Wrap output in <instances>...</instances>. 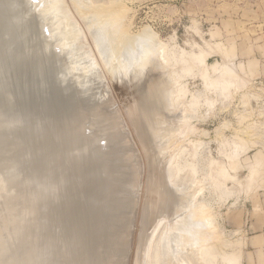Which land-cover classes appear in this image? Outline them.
<instances>
[{"label": "rangeland", "instance_id": "obj_1", "mask_svg": "<svg viewBox=\"0 0 264 264\" xmlns=\"http://www.w3.org/2000/svg\"><path fill=\"white\" fill-rule=\"evenodd\" d=\"M31 1L33 2V4L31 3ZM49 1L48 0H45V1L44 0H27V1L26 0H0V42H1L0 43V53H1L0 54V62L3 61L0 64V65H2V66H0L1 67L0 68V74L2 73V71H3V73L6 72L3 76H2L3 73L0 75V82H2V85L4 82H7L8 87H10L8 85V82H10L12 84L17 83L16 85H13V86H15V88L17 87V89L14 88L12 90L11 88H13V87H10L11 90H9V93H11L10 91H12V92L14 90L17 91V93H15V94H17L15 97L18 99V102L20 101V99H23V100H26V101H24L25 104L27 101H29V99L33 95H35L34 94L35 91H33V93L31 92L32 95H29V92H30L29 90L32 91V89H30V88L34 89V87H35L34 83L38 84V81H39L37 76L41 75V74L36 75L33 71H35L36 73H44V71H45L44 74H46V75L48 74L46 82H47V80H49V78H50V80L46 84L44 83V81H45L44 79L41 80L42 82H40V83H42V84L44 83L43 85H40L42 87L44 85L46 87L47 84H48L47 86H49V84L52 83L51 81H53V82L55 81V82H57V84H59L61 82L60 84L63 87H60L59 85L55 84V82H54V84L52 83L53 84L52 87L54 85L57 87L58 86L60 87V88L58 87L59 89H57V87H55V86L54 87L56 89H54V87H53L54 95H56L58 91H60V94H62V92L65 91V89H68L70 86H72V84H76L78 86V88L76 85H73V87L74 86L75 87L74 88L71 87V88H72L73 92H76V93L72 92V94L75 95V96L74 95L73 96L76 97V101H78V99H79V103L76 102L75 100H71L72 95L70 96L71 98L66 96V94L68 95L71 91H69L67 93H66V91L64 92V93H66L64 98L68 97L71 101H73V103L71 105L72 107H73V105L75 106L77 103H78L77 104L78 106L76 105V108L79 107V105H82V104L85 105L86 104L84 102L88 99V98H86L87 95L85 97V100H83V98H84L83 96L89 90L87 88L91 86L90 83H92V82L93 83L95 82L94 84L98 83L97 86L99 85V87H98L99 89L97 88V86L95 87L94 84H92L93 86H91V88L93 87L92 89L95 90V92L99 91L96 94L100 93L101 96L96 95V96L100 97V98H98L95 95H92V93H91L93 91L92 89H90L88 91L92 95V97L93 96L94 97H93V100H91V101L87 100V102H89V105L87 106V104H86V106L88 107V108L86 107L87 108L86 110H85V107L82 106V107H84L85 111L80 110L81 114L85 113L84 117H83L85 120L84 121L83 118L80 117L82 115H80L79 111L77 112V109H74L75 107L73 109L71 107V108H68L66 110V109L62 108V107H64V105H62V107L60 105V108H62L63 110H66L65 111L66 113L62 110H60L62 112L58 111V109H56V108H58L59 106H56L57 104L54 105V103H56V102L58 103V101L61 102L62 98L59 99L60 94L59 95L57 94L55 96V98L56 97L58 98V101H57V98L56 99L54 98V102H53L52 101L53 99L50 100L53 97V91L51 92L52 87H50V86H49V88L47 87L50 90L49 91L44 90L45 93H43V90H42V92L40 91L41 87H39V84H40L39 83L37 85L38 87H35L36 92L38 91V88H39V92L41 93L39 95H41V98L44 95L46 96V97L44 96L43 99H45V101L44 100L43 101L46 102V100L48 99L50 101L49 105H51V107L48 105V103H47L48 101L46 103L43 102L44 103L43 106L44 105L45 106H44V110L43 109L42 110L45 111V107L47 108V110H48V107L50 109L52 108L50 112H52L53 114L51 113V115H48V114H50V112H48V114H47V113H44L43 111L41 114L40 108L43 106H41L38 109V107L40 105H38L37 108L34 107V108L30 109L29 107L30 106L32 107L34 104L36 106V103L34 102V104H32L33 102L30 103V101H29L28 103H30L32 105L26 104V106L30 105L28 107L30 111L28 109H25V110H27L28 114H29L32 111V109H34L37 112V115H36V112L34 113V115L37 118V120L35 118V120L37 122H33V121H35L34 119H32V118H34V116L31 118L30 117L31 113H30L29 117H27V118H29L31 121L29 120L30 123L28 122V125H26L27 122H25L26 124H24V126L26 125L25 128H27L28 126L30 127L29 124H31L32 122L35 123L34 124L35 126L31 124L32 128L28 127V130L29 129H31V130H29V131L27 130V133H26L25 132L26 129H24V126L22 125L23 121H25L23 119L25 116L23 115L24 117H22L21 113H20V115H18V112L16 113V110H19L21 107H22V109H24L25 106L23 104H21L23 106H21L19 108L20 102L22 103L23 100L20 101L17 105L19 109H17L16 107H15L16 108L15 109L14 106L16 104H14V106H10L11 104H9V102H11V100H13V98H14L15 94L12 95L14 92L12 94L8 93L9 95H12V97H13V98L12 97L10 98V97H7L8 95H6V92H8L6 88H8V87L6 86V88L5 87L1 88L0 92H2L3 96H1V93H0V116H3V117H0V118H2L3 120L2 119L0 120V122H1L0 124H2L3 122H7V123L9 122L10 126H12V127H10L8 125L9 123L8 124L6 123L8 125V127L5 126L4 123L2 124V126H0V127H3V125H4V127H6V129H7V130L6 129L3 130L2 128L0 129L1 130L0 136L2 135L1 140L4 141V138L9 139V137H10V140L6 139V141L7 140L11 141L12 139H14L15 138L14 134H16V132H15L16 128H18L19 132H18V135L16 134V136H19V135L20 136L18 137V141H17L18 145H17V148L15 150L17 151V150H19V148H21V146L26 141V138H31V140L34 141L33 142L34 146L30 151L24 152L25 154L24 153L21 154V157H22V158L20 157L21 162L23 161L20 164L21 166H19L18 163H17V165L16 164L13 165L14 167L16 166L18 168L16 175L14 174L15 171L10 173L11 171H13V169H8V171H7V169H5V171H6L5 172L4 169L1 167L0 178H4V180H2V179L0 180V183H1L0 184V207H2V204L4 201L9 200L8 199L9 197H14V195L12 193L16 192V190H20V189L25 190V189H31V188L36 189L37 188L36 182L38 180L40 182H43L42 184H44V190L39 197L42 205L44 203L43 207H41L42 218L40 217L39 220H35V222L34 221L32 222L33 227H32V229H30L31 235H32L31 236V242H35L38 240L40 241V239H41L43 244L39 248V244L37 243L38 244L37 249L43 248L44 256L53 260V262H52L53 264H56V263L57 264H63L64 259L68 262H70V260H71V264H76L78 261H79V263L84 262L83 260H85V261L87 260V262H89V264H97V259H98L97 255H99V254L102 255L103 257L105 256V254H107V256L110 257V259L108 257V261L104 260L105 262L107 261V264H109V261H111V260L113 261L114 264H124L125 261H127V262H125V264H141V263L144 264L145 263L144 261H147L146 259H148L149 264H162L165 261L168 264L170 262H172L170 264H184L183 262H185L186 264H188V263L189 264H227L221 259V255L223 253H230V252L234 253V254L236 253V255L240 258L239 254H238L239 253L238 252L239 244L237 243V240H236L237 235L235 234V229L237 227H239L242 223H244L246 218H249L250 216L255 217L258 214H260V211H257V209L260 208V207H258V198L262 199V197L258 196V190L257 189L264 185V180L258 179V176L264 175V147L262 148L261 145L259 146L256 142L258 139L264 137V131H263V127H264V87H262L261 83H259L260 80H257L255 82L252 79V77L248 74V72L245 71V67L242 66V64L239 65L238 59L240 57L238 58V55L236 54V50H238V54L242 55V56H247V55L252 56L255 54L256 56L264 57V0H56V1L51 0L50 2ZM44 2H45V4H44ZM75 2H76V5H75ZM36 3H37V7H36ZM51 3H52V6H51ZM26 4H27V6H26ZM46 4H48L49 8H50V6H51V8L52 7H55V8L49 9L48 6H46ZM18 6L19 7L21 6V8H19ZM47 8L49 10H51V13L53 14V16H55V14H56L55 19L53 16H52V18H50V20L45 18L48 15L47 11L49 12V10ZM23 9H25V11ZM36 9H37V11H36ZM33 12L35 15L32 14ZM40 12H42V13L40 14ZM22 13L24 14V16H22L23 15ZM100 13H101V15H100ZM42 15H43V17H42ZM56 17H57V19H56ZM42 18H43V20H42ZM52 19H53V22H52ZM68 19L70 20V22L68 21ZM38 21L39 22L41 21L40 25H38V23H36ZM103 21L107 22L106 31L109 32V35H111L112 40H113L114 35H115V40L112 41L114 44L112 42L109 44L107 39L104 38V36L101 35L99 33L100 31L97 29L99 27V25L97 23L103 22ZM23 22H25V24ZM42 22H43V24H42ZM50 22L52 24H50ZM70 23H71V25H70ZM35 24L37 25V27ZM56 24L58 25V27L56 26ZM21 26L23 27V29ZM40 26H41V28H38ZM72 27H73V30H72ZM74 27H76V28H74ZM34 28L36 29L35 32L33 31ZM18 29H20V30H18ZM37 29L40 30V33H39V30L37 32ZM59 29H60V33H59ZM65 29H66V31H65ZM144 30H148V31L153 33V36L156 37V38L155 37L154 38L158 42H160V44H162V46H160L159 48H163L161 50L163 53L161 51H156L158 53V55H156L155 52L150 53V55L152 57H151V60L148 61V59H150V56L149 57L147 56L148 57L146 59L147 61L145 60V65L143 67V69L144 68L145 69L144 70L141 69V71H142L141 73H139L138 75H136L134 77H131L132 74L130 72L133 71L132 69L133 68L135 69L138 67L137 63L134 59V58H136L137 53H134V54L131 53L130 54L129 52H127L124 49V45H125V43H127L129 41L131 43H134V41H136V43H137L138 40L132 39V37L134 38V37L142 34V32H144ZM114 31H115V33H114ZM62 32H64V33L61 34ZM35 33L37 35H35ZM48 34L50 35V38H49ZM30 35H31V37L29 38ZM45 35H48V36H45ZM56 35H57V38L55 39ZM63 35L65 36L66 40L62 38ZM74 35H75V37H73ZM12 37H13V39H12ZM41 37H43V38L41 39ZM53 37L55 39L54 42L56 44H53ZM101 37L104 39H102ZM28 38H29V40H28ZM32 38H34L33 40H35V41H33ZM70 38H71V40H70ZM24 41H26V42H24ZM47 41L48 42L52 41L49 43L50 46L47 48L50 51V54H48L49 51L45 49L44 53L47 52L46 53L47 57L43 55V59H44L43 60L42 58H39L38 54L36 55V53L39 52V47H41L40 45L47 43ZM37 42H38V44H37ZM57 42L59 45H57ZM102 42H104V43H102ZM120 42L124 43V45L120 46L121 45ZM62 43L69 44L71 49H73V50H70V53L72 52V54H75V56L69 55L70 54L69 52H68V54H67V52L66 53L61 52L62 51L61 47L63 45ZM94 43H95L96 48L94 46ZM16 45H17V47H16ZM79 45H81V46H79ZM137 45H139V44H137ZM24 46H26V47H24ZM35 46H36V48H34ZM1 47L4 50V52L1 49ZM114 47L117 51L114 49ZM25 48H26V50H25ZM100 48H102V49H100ZM28 49H29V52L30 51L32 52L35 59H33L34 57L31 54V52H30V54L32 56L29 54ZM145 49L148 50L147 48H145ZM74 50H75V52H74ZM92 50H93V52H92ZM111 50H114V53ZM52 52H53V54L55 53L54 56H56L57 59L53 56ZM76 52H79V53H76ZM125 52H127V53H125ZM10 53H12V54H10ZM17 53H18V55H21V56L20 57L16 56ZM61 53L64 57L66 56V58H64V59L67 61V63L71 62L69 60L70 58H71V60L73 58L77 59V54L79 55L78 56L79 59H77L78 62L77 61L75 62L76 59L75 60L73 59L74 62H73V60H72V62L74 64L70 63L71 66L72 65L75 66L73 69L75 71L74 72L72 71L70 75H66V74L64 75V73H66V71H67V63H66V61H64L63 56L62 55L60 56ZM109 53H110V55H109ZM4 54L5 55L10 54L11 60H9V61L6 60V62H5L2 59ZM28 54H29V56H28ZM81 54L83 55V57H81L82 56ZM122 54H123V56H122ZM126 54H128V55H126ZM152 54H154V55H152ZM195 54L200 56V60H198V61L193 60V56H195ZM67 56H68V58H67ZM71 56H73V58ZM27 57L29 58V60H27ZM31 57H32V59H31ZM49 57H51V58H49ZM59 57H61V58H59ZM127 57H128V59H127ZM129 57H131V58H129ZM153 58H154V60H153ZM12 59H13V61H12ZM16 59H18V60L16 61ZM46 59L47 60L51 59V61L49 60L50 61L49 62ZM53 59H54L55 63L53 62ZM87 59H88V61H87ZM129 59H131V60H129ZM62 60H63V62H62ZM82 60H84L85 63H83V62L81 63ZM121 60H122V63H120ZM30 61H31V63L33 62L32 63L33 65L31 63H29ZM43 61L46 63V65H43L44 64ZM8 62H10V63H8ZM109 62H111V64ZM47 63L48 64L50 63V65H48ZM80 63L85 65V66L79 65ZM114 63H116L117 65H114ZM131 63L133 64V66L135 65L136 67H133L131 65ZM36 64H39L38 67L41 66V67H39L41 69L45 68L43 66H46V67L48 66V67L45 68L46 70H44L43 72H42V70L39 72L40 69L37 68V69H39L37 71V69H36L37 65ZM123 64L125 65L124 68L126 71L123 70V72L120 73L122 71L121 69H122ZM77 65H79L80 67H78ZM222 65L223 66H225V65L231 66L232 71H233V72H231V74L225 75L228 77V82L231 84L230 85L228 83L229 89H228V91H225V92H223L220 89H217L213 86H207L205 84V80H204V79H206L205 75L207 74V76L211 80L218 79V80L222 81L223 77L220 75L222 67H223ZM6 66H8V67H6ZM64 66H65V68L63 70ZM68 66H69V63H68ZM86 66H87L88 70L86 69V71L85 70L84 71H85L86 75H87V73L89 74L87 77L91 76L90 77L91 80L86 77L85 73L84 74L82 73L83 69L86 68ZM90 66H91V68H90ZM120 66H121V69H120L121 71L119 70ZM23 67H24V70L26 69L25 70L26 72L23 71ZM29 67H30V70H29ZM95 67L96 68L98 67V68L95 70ZM48 68H51L49 70V72L51 74L48 73V71H47ZM112 68H114V70ZM91 70H93V71L95 70V71L92 72ZM60 71L61 72L63 71L64 73L62 72L63 73L62 74V73H60ZM55 72H56L57 76H58V73L60 76L63 75L61 77H64V79L60 78V80H59L60 82H58L57 78H59V76L56 77V79H55L54 78ZM124 72L128 73L129 76L127 75V73H125V74L129 78L126 77ZM167 72H168V74H167ZM33 73H34V75H33ZM52 73H54V74H52ZM74 73L77 75L79 73H81L82 75L79 74L78 75L79 77L76 75V77H78V78H75L74 77L75 75H73ZM14 74H15V76H14ZM24 74H25V76H23ZM30 74H32V75H30ZM121 74H123V76L124 75L125 76L123 77ZM31 76L33 78H31ZM51 76H52V80H51ZM67 76H72V77H67ZM7 77H9V78H7ZM26 77L28 78V80L26 79ZM29 77L31 78L30 86L32 83V85L34 87L31 86L30 88H27V87H29ZM35 77H37V79ZM65 77L69 78V80L74 78L76 81L74 80L75 82H73L72 81L73 79H72L71 81L73 83L69 82V84L71 83L70 86H68L69 85L68 84L67 85L68 87H65L66 84H64V85L62 84V83H64V81H66ZM81 77H84V78H81ZM168 77H170V78H168ZM176 77L178 78L179 81L175 80V79H177ZM171 78H174V79H171ZM224 78L226 79V77H224ZM11 79L14 81H12ZM22 79H24V81ZM83 79H87L88 83L86 84L87 80H86V82L83 83L82 82ZM36 80H38V81L35 82ZM62 80H63V82H62ZM77 80H78V82H77ZM67 81L65 83H68ZM83 81H85V80H83ZM99 81H102V83ZM174 82H176V83L179 82L177 84V85H179L178 87H181L184 89V92L178 96L179 98L178 97L176 98L178 100V102L175 98L173 100H170L171 96L168 95L171 92V90L173 89V86L176 85V84L172 85V84H174ZM99 83H101V84H99ZM80 84H82V85H80ZM2 85H1V87H2ZM18 85L21 86V89L18 88L19 87ZM23 85H24V87H23ZM100 86H103V87H100ZM80 87H82L83 90ZM47 88L43 87V89H47ZM61 88H62V90L64 88L65 89L62 91ZM86 89H87V91H86ZM145 89H146V91H145ZM147 89H148V92H147ZM169 89H170V91H169ZM3 90H5V91H3ZM19 90H20V92H19L20 96L18 94ZM22 90L26 93V95H29V97L25 96L24 92H23L24 94H21ZM55 90H57L56 93H55ZM101 90H102V93H101ZM83 91L86 93L84 94ZM77 92H79L80 95L83 94V96L78 95L79 96L78 97L77 94H79V93H77ZM38 93H37V95H35V97L37 96L36 98L38 99L39 103L42 104L41 98L40 99L38 98V97H40L38 95ZM106 93H108L107 94L108 95V100H107L108 102L105 101L107 96H106L105 100H103L104 99L103 97H105ZM165 93H166V96H165ZM4 94L6 95V97ZM49 94H52V95H49ZM24 96H25V98H24ZM49 96H52V97L49 98ZM61 96L63 97V94ZM146 96H147V98H146ZM27 97H28V100H27ZM88 97H89V99H91L90 98L91 96H88ZM112 97H113V99H112ZM148 97H149V99H148ZM33 98H34V96H33ZM64 98L62 99V101H65ZM101 98H103V99L101 100ZM193 98L196 99V102L192 104V103H190V101ZM15 99H14V102H15ZM80 99H82L83 103L80 101ZM142 99L145 102L142 101ZM30 100L32 101L33 99H30ZM36 100H33V101H36ZM67 100L68 99H66V102H67ZM70 100H68V101L70 102ZM97 100L98 101L100 100V102L103 101L104 104L98 103ZM134 100H136L137 102L136 101H135L136 103L133 102ZM138 100L140 103L138 102ZM157 100H158V102H157ZM38 101H36V102L38 103ZM74 101L76 102V104L74 103ZM92 101L97 103L98 107H99V104H101L100 107H101L102 111L103 110L104 111L103 112L100 111L101 110V109H99L100 107L98 108L97 104H95V103L92 104ZM109 101L110 102L113 101V102H111L112 105L110 104ZM66 102H63V104L67 105L68 103H66ZM132 102L135 104V106ZM155 102H156V106H155ZM170 102H171V104H170ZM142 103H143V105H142ZM60 104H62V102ZM108 105H110V106H108ZM168 105L170 106V108ZM104 106L106 108H110V109H108V111L109 110L110 111L107 112L106 108H105L106 110L103 109ZM111 106L116 107V109L117 110L119 109V110L117 111L115 108H113ZM136 106H137V109L138 108H140V109L136 110L135 109ZM9 108H11V109H9ZM89 108H91L92 112L89 110ZM96 108H97V110H96ZM54 109H56L55 110L56 112L58 111L57 114L54 111ZM81 109H83V108H81ZM114 109L117 112L116 111L114 112ZM37 110H40V111H37ZM88 110H89V112H88ZM21 111L23 113V110H21ZM27 111H25L23 114H25ZM96 111H98L99 113L102 112L98 116L96 114V118L97 117L100 118V116H102V117L106 116V120H105V117H104V121L100 118L101 119L100 122L98 121L99 119L98 120L95 119V116H92L91 114L97 113ZM38 112L41 114V116H39L40 114H38ZM86 112H88V113L91 112V113L88 114ZM104 112H107V113H104ZM111 112H114V113H111ZM127 112H128V114H127ZM153 112H155V113H153ZM73 113L75 116L73 115ZM45 114H47V115H45ZM86 114L90 115L92 117L88 118L89 120H87ZM152 114H154V115H152ZM32 115H33V113H32ZM107 115H109V117H107ZM111 115H112V117H111ZM118 115H120V116H118ZM4 116H5V118H4ZM26 116H28V115L26 114ZM43 116H44V118H42ZM90 116H88V117H90ZM38 117H40L39 120H38ZM27 118H25V119H27ZM47 118L48 119L52 118L53 120L52 119L48 120ZM107 118H110V119L112 118L111 120L114 119L116 122H112L111 120H109ZM22 119H23V121L20 122ZM82 120L84 122H82ZM76 121H77V124H76ZM88 121H91L90 124H92V125H90L88 123ZM93 121L94 122L98 121V122L94 123ZM110 121L112 123H110ZM19 122H20V124H19ZM86 122L90 126L87 125ZM83 123H84V125H83ZM85 123H86V125H85ZM102 123H104V124L110 123L108 125L103 124V126H104L103 128H108L109 126L111 128H108V130L110 132L106 131V134H102V132L104 133L105 130L102 129V127H100L103 130L101 132L102 137L100 136L102 138L101 139L97 135H101V134H99V131H101V130L98 127L102 126ZM115 123H116V126H115ZM11 124H13V125H11ZM57 124H59V125H57ZM98 124H100V125L98 127H95ZM165 124H167L166 127H165ZM39 125L41 127L43 125H46V126H43L42 128L40 127L41 129L38 130L39 127L37 128L36 126H39ZM111 125H113L115 127H113ZM120 125H123V126H120ZM159 125L161 127H159ZM20 126L23 127V130H22L23 134H22V131L20 130V128H21ZM80 126L82 127V129L79 131L78 128H81ZM117 127L120 128L119 129L120 132L125 131V133L123 132L122 133L123 135H120L121 133H117L118 135L114 134L113 129L115 128V130H116ZM122 127L125 130H122L123 129ZM148 127H150V128L148 129ZM9 128L12 131L8 130ZM44 128H45V130H42ZM46 128H47V130H46ZM90 128L93 129L94 131L97 130L98 132L97 131L95 132V134L97 133V135H95L94 132H92L93 130H91ZM94 128H96V129H94ZM158 128H159V130H158ZM161 128H162V130H161ZM40 130H41V132H40ZM50 130H52V131H50ZM111 130H112V132H111ZM3 131L6 133H4ZM34 131H35V133H33ZM48 131H49V133H48ZM74 131H76V132H74ZM7 132H9L11 135ZM36 132H37V135H36ZM57 132L61 133V134H57ZM115 132H117V130ZM43 133H45V134H43ZM66 133H69V135H66ZM75 133H77V134L75 135ZM92 133L94 134V137L97 136V138H99V139L96 138L97 144H96L95 139H93ZM111 133H113V134H111ZM78 134H80V135H78ZM85 134H86V137L89 135L90 138L84 137L83 135H85ZM21 135H22V137H21ZM71 135H72V137L69 138ZM110 135H113V136L115 135V138L113 136H111L113 139L112 138L110 139ZM38 136H39V138H38ZM117 136H119V137L116 138ZM125 136H127V137L124 139ZM104 137L106 139L103 140ZM121 137H122V142L120 140ZM154 137H155V139L153 140L152 138H154ZM67 138H68V140H67ZM76 138H78V139L80 138V139L77 140ZM127 138L129 140H127ZM19 140L21 141V143ZM70 140L74 141V143L76 142V149H75L76 151H74L73 148L68 144V142H70ZM6 141H4V143H6ZM91 141H92V143L95 142L96 148L92 146ZM117 141H118V144H117ZM114 142H115V144H114ZM4 143H3V145H1L2 143H0L1 148L5 147V145L8 144V143L7 144H4ZM82 143H84V144H82ZM106 143H107V145H106ZM119 143L122 144L121 147H119L121 145V144L119 145ZM43 145L45 146V148ZM85 145H87V147H88L87 150H86L87 147ZM113 145H115V146H113ZM116 145H119V146H117V148H116ZM123 145H126V146H123ZM77 146H78V148H77ZM79 146H80V149H79ZM97 146H98V148H97ZM111 146L113 149H111ZM118 147L121 148L123 151L126 149L124 151L125 153L121 149H119ZM39 148H42V151ZM100 148L103 152H101ZM127 148H128V150H127ZM129 148H131L133 150L131 151V149H129ZM50 149L56 150L57 151L56 153L58 154V156L51 157L49 155ZM93 149L97 151L96 154H95V151H93ZM103 149L106 151H104ZM235 149H237L236 151H237V153H239V155H234ZM82 150H86L88 152L90 150L93 151V152L90 151L91 152L90 158L88 155L84 154L82 152ZM119 150H120V152H119ZM112 151L116 152L119 156L121 155L120 153L123 152V154L121 156L122 158L120 157L123 160L121 161V164L118 165L120 167H118V166L116 167V169L118 168V169H120V171L118 170V172H117V170L115 169L116 172H113V174L111 173L110 177H112V179L117 178L116 175L117 176L120 175V177L121 176L123 177V174L126 175L130 172L133 174V175L130 174V177L132 176L133 178L132 177L130 178L129 174H128V176L124 175L126 178H120L121 180H119V179L114 180L113 179V183L115 185L112 184V186L110 185V187H109L110 189L113 188L110 190V192L114 196H116L118 190H119V192H118L119 196L120 195H124L123 197H126V195L131 196L128 199H125V198L122 199V196H120V200H122V201L126 200V202H127L129 200L127 203L128 205L126 204V207L124 208L123 212H120L122 215L121 214L120 215L121 216L124 215L125 216L124 219L129 217L128 221H130V222H128L126 219L125 220L123 219L122 221H112V222H104V223L99 222V220H98L99 217H97L98 214L103 215V217H104V215L112 216V213L115 212L114 211L115 209L106 208V210L104 209L101 212V210H98L99 206L96 207V205H95V206L90 207L89 202H90V199L93 197V196L91 197V195H92V193H95L94 188L96 185V181H99V178L94 176V175L87 176L89 180L86 177L85 178H81V177L79 178V174H82V171H87V170L90 171V170H93L94 167H96L97 163H95L93 158L101 157L102 155L106 156V155L110 154ZM131 152H133V153H131ZM62 153H64V154H62ZM44 154L47 156H44ZM100 154H102V155H100ZM132 156L134 159L132 158ZM33 157H34V159H33ZM172 157H173V159H171ZM40 158H42V160ZM35 160H36L37 164L35 163ZM111 160L109 161L110 164H111V162L116 161L115 158H113ZM130 160H131V162H130ZM137 160H138V162H137ZM170 160H171V165H170ZM123 161H125V162L128 161L129 163L127 164V162L125 163ZM134 161H136V162H134ZM168 162H169V165L172 167V169H174V171H173L174 173L172 174L173 177H169V179H168V171L165 170L166 167L167 168L170 167L168 164H166ZM26 163H29V165L22 167ZM86 163H87V165L88 164H90V165L87 166ZM124 164H125V166H124ZM84 165L86 167H84ZM91 166H92V168H91ZM126 166H127V168H126ZM20 167H21V169H20ZM220 167H223V169L225 170V172L227 174L225 173L223 175L224 170H222V168H220ZM45 168L47 169V171H44ZM124 168H126V170ZM220 169L222 171H220ZM121 171H122V173H121ZM137 172H139L140 174ZM164 172H165V175H164ZM221 172H222V174H221ZM252 172H253V174H252ZM20 173L22 174V176ZM17 174L18 175L20 174V175L18 176ZM71 174H73V175H71ZM8 177H9V179H8ZM17 177L19 178L18 180H17ZM152 177H154L155 179ZM20 178H22V179H20ZM36 178H37V180H36ZM54 178H56V179H54ZM13 179H14V181H13ZM84 179H85V181H84ZM131 179L133 180L134 185L132 184ZM73 180L74 181L76 180L75 181L76 183L72 182V184H71L70 182ZM118 180L121 181L122 183L124 182V185L121 183L118 184V182H117ZM134 180H136V181L138 180V181L136 182ZM3 181H5V182H3ZM129 181H131V183H128ZM17 182H19V183H17ZM145 182H146V184H145ZM67 183H70V184H67ZM77 183H79V184H77ZM141 183H143V184H141ZM18 184H19V186H17ZM128 184L129 185L131 184L132 186L130 185V187H128L129 186ZM135 184H136L137 188L134 187ZM55 185H56V187H55ZM65 185H66V187H65ZM84 185H85V188H84ZM91 185H93V186H91ZM121 185H123L124 188H122L123 186L121 187ZM88 186L90 188H88ZM115 186H116V188H115ZM149 187L151 189H149ZM127 188H129L130 190L134 189L133 191L135 193L133 191H131V193H130ZM167 188L168 189L172 188L173 192H171V191L169 192V190ZM14 189H16V190H14ZM77 190H78V194H77ZM88 190L90 193L88 192ZM67 191H68V193H67ZM153 191H156V192H153ZM81 192H83L84 194ZM120 192L124 193V194H121ZM125 192H126V194H125ZM127 192H129V193H127ZM172 193H174V194H172ZM80 194H81V196H80ZM118 195H117V198L119 199ZM132 195H134V196H132ZM169 195L171 197H168ZM66 196H68L69 198ZM160 196H162L164 198H162ZM85 197H87V199ZM1 198L3 199V202L1 201ZM130 198H131V200H130ZM135 198H136V200H135ZM68 199H69V203H68ZM134 201H136V202H134ZM156 201H157V203H156ZM162 201L165 203V205L163 204ZM131 202H133L134 204H132ZM145 202L147 203L146 205L144 204ZM151 202H152V204H151ZM158 202H160L159 203L160 205L158 204ZM200 202L203 205H201ZM140 203H142V205ZM161 203L164 206H161L162 205ZM166 203H167V206H166ZM73 204L75 207L73 206ZM130 204H132V205L130 206ZM168 204L170 205V207H171V205L173 207V204H174L175 205L174 207H176L177 210L175 211V208L172 209V207L169 208ZM198 204H200V205H198ZM143 205H145V206H143ZM52 206H53V208H52ZM132 206H133V209L131 208ZM193 206H195V208ZM198 206H200V207H198ZM89 207L91 208V210L93 209L94 211L92 210L93 211L92 212L88 209L89 212H87V208H89ZM166 207H168V208H166ZM43 208H45V209H43ZM128 209L133 210V211L130 212ZM159 209L162 211L163 214L160 212ZM164 209H165V211H164ZM166 209H169V210H166ZM197 209L199 212H201V214L204 213L202 217H205L204 215H206V218L208 219V221L211 220V222L213 223L212 224L210 222L212 225V228H209L208 233L205 234V236H204L205 239L206 238L208 239L207 240L208 242L204 239L205 240L204 243H206L208 246H211V249H212V251L214 250L213 252H215L216 256L215 257H209L207 261H206V259L201 258L199 256L200 254L197 253V252H199L198 247L200 248L199 243L197 244V241H196L198 239L196 237H191L190 234H187L185 227L183 225V223L186 221L185 219H187V217L188 218H189V216L191 217L192 214L195 213V211H196V213L198 212ZM126 210H128V211H126ZM156 210H157V212H156ZM189 210H190V212H189ZM191 210H192V212H191ZM203 210H204V212H203ZM67 211L70 213L71 216L69 215V213ZM76 211H77V213H76ZM177 211H178V213H177ZM94 212L95 213L97 212L96 215L93 214ZM142 212L144 213V215ZM170 212H172V213L170 214V217H169ZM87 213H89V214H87ZM128 213H129V215H128ZM150 213L153 215H151ZM81 214L82 215L84 214V215L82 216ZM68 215H69V217H68ZM90 215H91V217H90ZM178 215H180V216H178ZM199 215H200V213H199ZM81 216H82L83 220L85 219V221H86V219L89 220V217H90V219H92V220H89V222L91 221L90 223L88 221H86L84 224H83L84 221L81 220V223L83 225H85L84 227H82V224L80 223L81 227L85 228V229H82L79 225H77V224H79L77 222L80 220ZM85 216L86 217L88 216V218H84ZM92 216H94L96 219H94ZM144 216H145V218H144ZM148 216L150 217V220H151L150 221L148 219L150 222V223L148 222L149 224L147 223V221H148L147 217ZM94 220H96V221H94ZM126 221L128 223H126ZM142 221H143V223H142ZM95 222H96V224H95ZM121 222H123V224H120ZM140 222L142 224H140ZM35 224H36V229L34 226ZM75 224H76V228L72 227L73 229H71V226H74ZM114 224H116V225H114ZM155 224H156V226H155ZM87 225L89 227L90 226H92V227H90V229H89V227ZM110 225H112V226H110ZM117 225H118V227H117ZM136 225H138V226H136ZM109 226H110V228H109ZM114 226L117 227L116 232H118V233H116V232L114 233V231H115ZM147 226H149V227H147ZM81 229H82V231H80ZM118 229L121 231V233ZM151 229H152V231H151ZM60 230H62V231H60ZM141 230H142V232H141ZM106 231H108V232H106ZM130 231H131V233H130ZM74 232H76V234ZM78 232H80V233H78ZM83 232H85V233H83ZM99 232L101 233V235L104 232L107 234L104 233L105 237H104V235H102L101 239H98V238H100ZM39 234H40V236H38ZM71 234L73 236L70 237ZM80 234L83 236L82 239H84V241L80 238V237H82ZM35 235H37V236H35ZM50 235H52V236H50ZM127 235L128 236L131 235V237H128ZM187 235L190 236L191 238L188 237ZM76 237H77V239H80L81 242H83L81 244L82 245L81 247L77 246L78 249L75 246ZM87 237L89 238V240ZM141 237L143 238V240H140V239H142ZM178 237H180V238H178ZM186 237L191 242L188 241ZM65 238H67V239H65ZM165 238H167V239L165 240ZM193 238H195V240ZM72 239H75L74 242ZM137 239H139V241H138L139 243L137 242ZM101 240H104V241L101 242ZM127 240L129 243L127 242ZM165 241H166V250H167L166 252L171 257H169L167 253L162 254V253H164L162 251V248L165 245V243H164ZM182 241H183V243H182ZM97 242H99L100 246L98 245L99 246L97 249L98 251H96V253L94 252V254H93L92 252L95 251L94 245ZM59 243H60V245H59ZM65 243L66 244H69V243L72 244L71 246L69 244V246H70L69 249L72 250L73 253H72V251H70L69 253L67 252L69 254L70 258H68V256L66 255L67 259L64 257H62V259H60L59 256H61V254H62L60 251L65 250V248L63 247L64 246L63 244H65ZM84 243L85 244L88 243L87 246ZM112 243H115L116 245L119 243L123 247V251L120 252L119 250H115V249H114L115 251L114 250L111 251L110 250L111 249L110 244H112ZM163 243H164V245H163ZM53 244H54V247H53ZM105 244H106V247L103 248ZM127 244H129V246ZM140 244L141 245L143 244V245L141 246ZM89 245H91V246L89 247ZM147 245H150V249H149L150 251H149L148 256H146L147 258H145L144 257L145 252H143V251L145 250L144 248ZM61 247H63L64 249ZM107 247H109V249ZM170 247H171V253H170V249H169ZM91 249H92V252H91ZM158 250L162 251V253L159 251L160 252V254H159ZM67 251H68V249H67ZM88 251L91 253L86 257L84 254ZM116 251L118 252V254L115 253V255H114V252H116ZM127 251H128V254H127ZM56 252H57V254H59L58 256H57V254H55ZM98 252H100V253L98 254ZM142 253H143V255H142ZM119 254L123 255V257H118ZM163 255L166 256L165 260H164ZM56 256H57V259H56ZM62 256H64V255L62 254ZM76 256H77V258H75ZM183 257H185V258H183ZM104 258H106V257H104ZM166 258H168V260ZM173 258H175V259H173ZM76 259H77V261H76ZM171 260H173L174 262ZM166 263H164V264H166ZM45 264H51V262H47ZM110 264H112V263H110ZM239 264H241L240 260H239Z\"/></svg>", "mask_w": 264, "mask_h": 264}, {"label": "bare ground", "instance_id": "obj_2", "mask_svg": "<svg viewBox=\"0 0 264 264\" xmlns=\"http://www.w3.org/2000/svg\"><path fill=\"white\" fill-rule=\"evenodd\" d=\"M27 1V0H26ZM45 1V0H44ZM49 1V0H48ZM51 1V0H50ZM49 1V2H50ZM56 1V0H55ZM23 2V1H22ZM29 2V1H28ZM48 2V3H49ZM68 2V1H67ZM73 2V1H72ZM81 2V1H80ZM31 3L33 4V2L31 1ZM74 3V2H73ZM19 4V3H18ZM44 4H45V2H44ZM75 5H76V2H75ZM26 6H27V4H26ZM33 6V5H32ZM46 6H48V4H46ZM51 6H52V3H51ZM51 6H50V8H51ZM19 7V6H18ZM25 7V6H24ZM36 7H37V3H36ZM35 7V8H36ZM19 8H21V6L19 7ZM48 8H49V6H48ZM47 8V9H48ZM49 8V9H50ZM53 9L55 8V7H52ZM51 8V9H52ZM96 8V7H95ZM48 9V10H49ZM83 9V8H82ZM86 9V8H85ZM114 9V8H113ZM24 11H25V9H23ZM43 10V9H42ZM65 10V9H64ZM35 11V10H34ZM36 11H37V9H36ZM96 11V10H95ZM8 12V11H7ZM27 12V11H26ZM63 12V11H62ZM109 12V11H108ZM25 13V12H24ZM42 12H40V14H41ZM45 13V12H44ZM43 13V14H44ZM47 13H48V17L46 16L45 18L46 19H48V20H50V18H52V16H53V14L51 13V10H49V12L47 11ZM23 14V13H22ZM32 14H34V12L32 13ZM39 14V13H38ZM108 14V13H107ZM16 15V14H15ZM31 15V14H30ZM35 15V14H34ZM61 15V14H60ZM59 15V16H60ZM100 15H101V13H100ZM22 16H24V14L22 15ZM28 16V15H27ZM40 16V15H39ZM55 16H56V14H55ZM55 16H53L54 17V19H55ZM17 17V16H16ZM37 17V16H36ZM42 17H43V15H42ZM89 18V17H88ZM87 18V19H88ZM56 19H57V17H56ZM42 20H43V18H42ZM67 20V19H66ZM102 20V19H101ZM14 21V20H13ZM36 21V20H35ZM68 21L70 22V20L68 19ZM84 21V20H83ZM107 21V20H106ZM106 21H103V22H98L97 24L99 25V27L97 28L100 32V34L101 35H103L104 36V38H106L107 39V41H108V43L110 44L112 41H114L115 40V35H114V38H113V40H112V38H111V35H109V32H107L106 31V24H107V22ZM26 22V21H25ZM25 22H23L24 24H25ZM29 22V21H28ZM41 22V21H40ZM40 22L38 21V22H36V23H38V25H40ZM52 22H53V19H52ZM68 22V23H69ZM72 22V21H71ZM109 22V21H108ZM27 23V22H26ZM89 23V22H88ZM29 24V23H28ZM42 24H43V22H42ZM50 24H52L51 22H50ZM87 24V23H86ZM94 24V23H93ZM17 25V24H16ZM36 25V24H35ZM60 25V24H59ZM70 25H71V23H70ZM111 25V24H110ZM109 25V26H110ZM2 26V25H1ZM33 26V25H32ZM42 26V25H41ZM41 26L40 27H38V28H41ZM56 26L58 27V25L56 24ZM65 26V25H64ZM68 26V25H67ZM75 26V25H74ZM22 27V26H21ZM36 27H37V25H36ZM35 27V28H36ZM55 27V26H54ZM63 27V26H62ZM10 28V27H9ZM18 28V27H17ZM29 28V27H28ZM33 29V31L35 32V30L36 29ZM70 28V27H69ZM74 28H76V27H74ZM91 28V27H90ZM89 28V29H90ZM93 28V27H92ZM8 29V28H7ZM22 29H23V27H22ZM25 29V28H24ZM63 29V28H62ZM67 29V28H66ZM66 29H65V31H66ZM96 29V28H95ZM18 30H20V29H18ZM38 30L39 29H37V32H38ZM54 30V29H53ZM72 30H73V27H72ZM111 30V29H110ZM114 30V29H113ZM69 31V30H68ZM71 31V30H70ZM112 31V30H111ZM119 31V30H118ZM33 32V33H34ZM48 32V31H47ZM50 32V31H49ZM89 32V31H88ZM19 33V32H18ZM23 33V32H22ZM39 33H40V30H39ZM59 33H60V29H59ZM64 32H62L61 34H63ZM66 33V32H65ZM113 33V32H112ZM114 33H115V31H114ZM42 34V33H41ZM35 35H37L36 33H35ZM40 35V34H39ZM38 35V36H39ZM43 35V34H42ZM49 35V34H48ZM48 35H45V36H48ZM138 35V34H137ZM28 36V35H27ZM44 36V35H43ZM60 36V35H59ZM64 36V35H63ZM62 36V38L63 39H65L66 40V38H65V36L63 37ZM113 36V35H112ZM11 37V36H10ZM31 37V35L29 36V38ZM40 37V36H39ZM73 37H75V35L73 36ZM93 37V36H92ZM95 37V36H94ZM155 36H153V33L152 32H150V31H148V30H144V32H142V34H140V35H138V36H136V37H132V39H135V40H138V42L136 43V41H134V43H131L130 41L129 42H127V43H125V45H124V43H121V45L120 46H122V45H124V49L127 51V52H129L130 54L132 53V54H134V53H137L136 55V58H134L135 59V61H136V63H137V68H133L132 70V72H130L131 74H132V76L131 77H134V76H136V75H138L139 73H141L142 71H141V69H143V67H144V65H145V60L150 56V59H148V61H150L151 60V55H150V53H152V52H155L156 53V55H158V53L156 52V51H161L163 48H159L160 46H162V44H160V42H158L155 38H154ZM29 38H28V40H29ZM43 37H41V39H42ZM49 38H50V35H49ZM57 38V35L55 36V39ZM60 38V37H59ZM102 38V37H101ZM104 38H102V39H104ZM12 39H13V37H12ZM34 38H32V40H33ZM37 39V38H36ZM55 39H54V37H53V44H56L54 41H55ZM73 39V38H72ZM93 39V38H92ZM131 39V40H132ZM64 40V41H65ZM70 40H71V38H70ZM101 40V39H100ZM33 41H35V40H33ZM76 41V40H75ZM97 41V40H96ZM117 41V40H116ZM6 42V41H5ZM12 42V41H11ZM18 42V41H17ZM24 42H26V41H24ZM43 42V41H42ZM41 42V43H42ZM50 42H52V41H47V43H44V44H42V45H40L41 47H39V52H35L36 53V55L38 54V57L39 58H42L43 59V55L44 56H46L47 54V52L46 53H44L45 52V49L46 50H48L47 48L50 46ZM74 42V41H73ZM1 43V42H0ZM102 43H104V42H102ZM106 43V42H105ZM113 43V42H112ZM23 44V43H22ZM34 44V43H33ZM37 44H38V42H37ZM63 45H62V47H61V52H67V54H68V52L70 53V50H73V49H71V47H70V45L69 44H64V43H62ZM71 44V43H70ZM74 44V43H73ZM114 44V43H113ZM137 44H139V45H137ZM15 45V44H14ZM13 45V46H14ZM27 45V44H26ZM32 45V44H31ZM30 45V46H31ZM36 45V44H35ZM57 45H59L58 44V42H57ZM72 45V44H71ZM83 45V44H82ZM105 45V44H104ZM5 46V45H4ZM7 46V45H6ZM37 46V45H36ZM36 46L34 47V48H36ZM79 46H81V45H79ZM84 46V45H83ZM94 46H95V43H94ZM16 47H17V45H16ZM20 47V46H19ZM24 47H26V46H24ZM119 47V46H118ZM164 47V46H163ZM32 48V47H31ZM51 48V47H50ZM60 48V47H59ZM95 48H96V46H95ZM145 48H147L148 50H146ZM1 49H2V47H1ZM6 49V48H5ZM16 49V48H15ZM18 49V48H17ZM76 49V48H75ZM79 49V48H78ZM100 49H102V48H100ZM114 49H115V47H114ZM160 49V50H159ZM3 50V49H2ZM22 50V49H21ZM25 50H26V48H25ZM31 50V49H30ZM36 50V49H35ZM52 50V49H51ZM77 50V49H76ZM86 50V49H85ZM84 50V51H85ZM116 50V49H115ZM121 50V49H120ZM141 50V51H140ZM23 51V50H22ZM49 51V50H48ZM78 51V50H77ZM99 51V50H98ZM113 53H114V50H111ZM117 51V50H116ZM3 52H4V50H3ZM20 52V51H19ZM28 52H29V49H28ZM31 52V51H30ZM30 52H29V54H30ZM54 52V51H53ZM53 52H52V54H53ZM74 52H75V50H74ZM82 52V51H81ZM92 52H93V50H92ZM111 52V53H112ZM124 52V51H123ZM127 52H125V53H127ZM139 52V53H138ZM162 52V51H161ZM14 53V52H13ZM76 53H79V52H76ZM95 53V52H94ZM98 53V52H97ZM100 53V52H99ZM154 53V54H155ZM160 53V52H159ZM163 53V52H162ZM1 54V53H0ZM3 54V53H2ZM10 54H12V53H10ZM10 54H4L3 55V57H2V59L6 62V60L7 61H9V60H11V56H10ZM26 54V53H25ZM29 54H28V56H29ZM31 54H32V52H31ZM30 54V55H31ZM42 54V55H41ZM48 54H50V51H49V53ZM119 54V53H118ZM154 54H152V55H154ZM33 55V54H32ZM31 55V56H32ZM55 55V53L53 54V56ZM62 55V53L60 54V56ZM65 55V54H64ZM69 55H74L75 56V54H72V52L69 54ZM82 55V54H81ZM109 55H110V53H109ZM108 55V56H109ZM126 55H128V54H126ZM155 55V56H156ZM14 56V55H13ZM16 56H18V57H20L21 55H18V53L16 54ZM15 56V57H16ZM49 56V55H48ZM52 56V55H51ZM52 56V57H53ZM63 56V55H62ZM79 55L77 54V59H79V57H78ZM119 56V55H118ZM122 56H123V54H122ZM148 56V57H147ZM33 57H34V55H33ZM47 57V56H46ZM55 58H56V56H54ZM70 57V56H69ZM72 58H73V56H71ZM81 57H83V55L81 56ZM80 57V58H81ZM154 57V56H153ZM23 58V57H22ZM45 58V57H44ZM49 58H51V57H49ZM59 58H61V57H59ZM64 58H66V56L64 57L63 56V59ZM67 58H68V56H67ZM90 58V57H89ZM102 58V57H101ZM129 58H131V57H129ZM15 59V58H14ZM31 59H32V57H31ZM33 59H35V57L33 58ZM37 59V58H36ZM57 59V58H56ZM74 59V58H73ZM72 59V60H73ZM76 59V58H75ZM74 59V60H75ZM75 60V62L77 61L78 62V60ZM86 59V58H85ZM114 59V58H113ZM121 59V58H120ZM125 59V58H124ZM127 59H128V57H127ZM18 59H16V61H17ZM27 60H29V58L27 57ZM26 60V61H27ZM44 60V59H43ZM47 60V59H46ZM50 61H51V59H49ZM49 60H47V61H49ZM68 60V59H67ZM71 62H68L69 63V66H68V63H67V61L64 59V61H66V63H67V71H66V73H64L63 71V73H64V75L66 74V75H70L71 74V72L73 71H75V70H73L74 69V67L75 66H71L70 65V63L71 64H74L73 62H74V60H73V62H72V60H71V58L69 59ZM91 60V59H90ZM89 60V61H90ZM129 60H131V59H129ZM153 60H154V58H153ZM193 60H196V61H198V60H200V56L199 55H196L195 54V56H193ZM2 61V60H1ZM12 61H13V59H12ZM15 61V60H14ZM34 61V60H33ZM36 61V60H35ZM49 61V62H50ZM61 61V60H60ZM87 61H88V59H87ZM86 61V62H87ZM103 61V60H102ZM106 61V60H105ZM147 61V60H146ZM3 62V61H2ZM2 62H0V64L2 63ZM53 62H54V59H53ZM62 62H63V60H62ZM85 63V61L84 60H82L81 61V63ZM108 62V61H107ZM8 63H10V62H8ZM14 63V62H13ZM29 63H31V61L29 62ZM33 63V62H32ZM31 63V64H32ZM37 63V62H36ZM41 63V62H40ZM43 65H46V63L43 61ZM55 63V62H54ZM79 64V65H82V66H85V65H83V64ZM98 63V62H97ZM110 64H111V62H109ZM120 63H122V60H121V62ZM119 63V64H120ZM133 63V62H132ZM131 63V65L133 66V64ZM135 63V64H136ZM156 63V62H155ZM5 64V63H4ZM3 64V65H4ZM48 64V63H47ZM76 64V63H75ZM109 64V65H110ZM118 64V65H119ZM127 64V63H126ZM152 64V63H151ZM154 64V63H153ZM12 65V64H11ZM25 65V64H24ZM33 65V64H32ZM37 65V67H36V69L37 68H39V67H41V66H39L38 67V65L39 64H36ZM48 65H50V63L48 64ZM60 65V64H59ZM79 65H77L78 67H80ZM87 65V64H86ZM113 65V64H112ZM114 65H117L116 63H114ZM113 65V66H114ZM0 66H2V65H0ZM52 66V65H51ZM54 66V65H53ZM88 66V65H87ZM87 66H86V68H84L83 69V71L85 70L86 71V69H87ZM112 66V67H113ZM131 66V67H132ZM223 66V65H222ZM6 67H8V66H6ZM17 67V66H16ZM31 67V66H30ZM30 67H29V70H30ZM43 67H45V68H47L46 66H43ZM50 67V66H49ZM77 67V68H78ZM89 67V66H88ZM119 67V66H118ZM117 67V68H118ZM125 65L123 64L122 65V69H121V66H120V68H119V70L121 71L120 73H122L123 72V70H125ZM133 67H136L135 65L133 66ZM158 67V66H157ZM1 68V67H0ZM18 68V67H17ZM22 68V67H21ZM32 68V67H31ZM41 69V68H39V69H37V71L39 70V72L42 70V72L44 71V70H46V69ZM52 68V67H51ZM51 68H48V73H50L49 72V70L51 69ZM64 68H65V66L63 67V70H64ZM76 68V69H77ZM83 68V67H82ZM90 68H91V66H90ZM98 68V67H97ZM96 67H95V70L97 69ZM107 68V67H106ZM115 68V67H114ZM114 68H112L113 70H114ZM124 68V69H123ZM9 69V68H8ZM7 69V70H8ZM15 69V68H14ZM62 69V68H61ZM93 69V68H92ZM145 69V68H144ZM143 69V70H144ZM148 69V68H147ZM26 70V69H25ZM24 70V67H23V71H25ZM57 70V69H56ZM66 70V69H65ZM80 70V69H79ZM88 70V69H87ZM94 70V71H95ZM118 70V71H119ZM129 70V69H128ZM13 71V70H12ZM59 71V70H58ZM82 71V73L84 74L85 73V71L83 72ZM90 71V70H89ZM92 72H94L93 70H91ZM126 71V70H125ZM5 72V71H4ZM20 72V71H19ZM18 72V73H19ZM26 72V71H25ZM30 72V71H29ZM36 75L37 74H41V75H39V76H37L38 77V80H36L35 82H37L38 81V84L40 83V82H42L41 80H45L44 81V83L46 84V83H48L49 82V80H50V78H49V80H47V82H46V79H47V76H48V74L46 75V74H44L45 73V71H44V73H36L35 71H33ZM61 71H60V73H62ZM128 72V71H127ZM127 72H124V74L125 73H127ZM231 72H233L232 71V68H231V66H229V65H225V66H223L222 67V70H221V76L223 77V79H222V81L221 80H218V79H215V80H211L208 76H207V74L205 75L206 76V79H204L205 80V84L207 85V86H213V87H215V88H217V89H220L221 91H223V92H225V91H228V89H229V85H228V77L227 76H225V75H229V74H231ZM2 73H3V71H2ZM1 73V74H2ZM6 73V72H5ZM5 73H3L2 74V76L5 74ZM8 73V72H7ZM34 73H33V75H34ZM47 73V72H46ZM62 73V74H63ZM68 73V74H67ZM97 73V72H96ZM95 73V74H96ZM112 73V72H111ZM115 73V72H114ZM129 73V72H128ZM128 73H127V75H128ZM0 74V75H1ZM26 74V73H25ZM25 74L23 75V76H25ZM28 74V73H27ZM44 74V75H43ZM51 74V73H50ZM52 74H54V73H52ZM79 74H81V73H79ZM78 74V75H79ZM92 74V73H91ZM157 74V73H156ZM167 74H168V72H167ZM12 75V74H11ZM30 75H32V74H30ZM43 75V76H42ZM55 75V76H54ZM53 76H54V78L56 79V77H58L59 76V78H57V80H58V82H60L59 80H60V78H62V79H64V77H61V76H63V75H59V73H58V76H57V74H56V72H55V74H54ZM73 75H75L74 77L75 78H78L79 76L77 75V74H73ZM76 75L78 76V77H76ZM82 75V74H81ZM80 75V76H81ZM85 75H86V73H85ZM89 74L87 73V75H86V77L88 76ZM97 75V74H96ZM113 75V74H112ZM122 76H123V74H121ZM126 75V74H125ZM124 75V76H125ZM126 75V77H128ZM14 76H15V74H14ZM41 76V77H40ZM98 76V75H97ZM123 76V77H124ZM144 76V75H143ZM176 76V75H175ZM220 76V77H221ZM37 77H35L36 79H37ZM41 79H40V78ZM43 77V78H42ZM46 77V78H45ZM67 77H72V76H67ZM91 77V76H90ZM90 77H87V78H89L90 80H91V78ZM224 77H226V79L224 78ZM239 77V76H238ZM7 78H9V77H7ZM12 78V77H11ZM31 78H33L32 76H31ZM31 78L29 77V87H27V88H30L31 86H33L32 85V83H31V86H30V80H31ZM81 78H84V77H81ZM119 78V77H118ZM129 78V77H128ZM168 78H170V77H168ZM177 78V77H176ZM233 78V77H232ZM6 79V78H5ZM26 79L28 80V78L26 77ZM54 79V80H55ZM73 79V80H72ZM71 80L73 81V82H75L76 80L74 79V78H72ZM171 79H174V78H171ZM9 80V79H8ZM12 80V79H11ZM23 81H24V79H22ZM35 80V79H34ZM51 80H52V76H51ZM56 80V81H57ZM65 80L68 82V83H65L66 81H64V83H62L63 85L64 84H66V86L65 87H68V86H70V84H69V82H72L71 80H69V78H66L65 77ZM75 80V81H74ZM83 80H85V81H83ZM82 80V82L84 83V82H86V80L87 79H83ZM94 80V79H93ZM175 80H177V81H179L178 80V78L177 79H175ZM174 80V81H175ZM12 81H14V80H12ZM21 81V80H20ZM80 81V80H79ZM108 81V80H107ZM149 81V80H148ZM147 81V82H148ZM172 81V80H171ZM53 84H54V82L53 81H51ZM62 82H63V80H62ZM72 82V83H73ZM77 82H78V80H77ZM99 82H101L102 83V81H99ZM127 82V81H126ZM136 82V81H135ZM145 82V81H144ZM150 82V81H149ZM169 82V81H168ZM24 83V82H23ZM26 83V82H25ZM43 83V84H44ZM49 84V86L50 87H52V85L53 84ZM61 83V82H60ZM57 84V82H55V84H57V85H59L60 87H63V86H61V84ZM88 83V80H87V82H86V84ZM95 83V82H94ZM93 82L92 83H90V85L91 86H93L92 84H94ZM101 83H99V84H101ZM173 83V82H172ZM179 83V82H178ZM178 83H176V82H174V84H172V85H175V86H173V89L171 90V92L168 94L169 96H171L170 98V100H173L174 98L176 99L181 93H183L184 92V89L183 88H181V87H178L179 85H177ZM5 84V85H4ZM11 84V85H10ZM17 84V83H16ZM16 84H12V83H10V82H8V85L10 86V87H13V88H11L12 90L15 88V86H13V85H16ZM35 85V87H38L37 85L38 84H36V83H34ZM42 83H40L39 84V87H41V92H42V90H43V93H45V91L46 90H50V89H48L49 88V86H47L46 85V87H45V85L43 86L44 88H47V89H43V87L42 86H40V85H43ZM69 84V85H68ZM78 84V83H77ZM97 84L98 83H96V84H94L95 85V87L97 86ZM149 84V83H148ZM230 84V83H229ZM1 85H2V82H0V91H1V88H3V87H5L6 88V86H7V82H4L3 83V85H2V87H1ZM68 85V86H67ZM73 85H76V84H72V86H70L68 89H65V91H66V93L67 92H69V91H71L68 95L66 94V93H64L65 91H63L62 90V88H61V90L63 91L62 92V94H63V97L61 96L62 94H60V91H58L57 92V90H55V93L57 92V94L59 95L60 94V96H59V99L60 98H64V96H65V94H66V96H68L69 98H71L70 96L72 95V98L75 96L74 94H72V92H73V90H72V88L71 87H73ZM79 85V84H78ZM80 85H82V84H80ZM147 85V84H146ZM152 85V84H151ZM150 85V86H151ZM231 85V84H230ZM19 86V85H18ZM27 86V85H26ZM33 86V87H34ZM55 86V85H54ZM53 86V87H54ZM58 86V87H59ZM77 86V85H76ZM91 86L90 87H88L87 89H92L91 88ZM145 86V85H144ZM8 87V86H7ZM10 87H8V88H6L7 89V91L8 92H6V95H8L7 97H12V95H14L15 93H17V91H10L11 93H9V90H11L10 89ZM23 87H24V85H23ZM34 87V89L33 88H30V89H32V91L31 90H29L30 92H29V95H32V93H33V91H35L36 92V88ZM53 87L51 88L52 90H51V92L53 91V97L52 96H49V98L50 97H52L50 100H52L53 102H54V98H55V96L57 95H54V90H53ZM55 87H57V86H55ZM54 87V89H56ZM57 87V89H59ZM75 87V86H74ZM73 87V88H74ZM94 87V88H95ZM99 87V85L97 86V88ZM100 87H103V86H100ZM18 88H20L21 89V86H19ZM26 88V89H27ZM77 88H78V86H77ZM80 88H82V87H80ZM79 88V89H80ZM105 88V87H104ZM129 88V87H128ZM5 89V90H6ZM15 89H17V87L15 88ZM24 89V88H23ZM87 89H86V91H87ZM96 89V88H95ZM99 89V88H98ZM103 89V88H102ZM144 89V88H143ZM5 90H3V91H5ZM45 90V91H44ZM75 90V89H74ZM78 90V89H77ZM76 90V91H77ZM82 90H83V88H82ZM88 90V91H89ZM93 90V89H92ZM153 90V89H152ZM87 91V93L86 92H84V96H83V94L82 95H80V91L79 92H77V93H79V94H77V96L79 95V96H83L82 98H83V100H85V97H86V95H87V97L86 98H88L87 100L89 101H91V100H93V97H92V95H99V96H101L100 95V93L99 94H96L97 92H99V91H97V92H95V90H93L91 93H92V95L89 93ZM145 91H146V89H145ZM164 91V90H163ZM169 91H170V89H169ZM20 90L18 91V94H19V96H20ZM24 91L22 90L21 91V94H24L23 93ZM32 92V93H31ZM34 92V94L35 95H37V93L39 92V88H38V91L35 93ZM50 92V93H51ZM94 92V93H93ZM106 92V91H105ZM104 92V93H105ZM147 92H148V89H147ZM1 93V96H3V94H2V92H0ZM12 94V95H9V94ZM28 93V92H27ZM42 93V94H43ZM73 93H76V92H73ZM101 93H102V90H101ZM39 94H41L40 92L38 93V95ZM108 93H106L105 94V97H103V98H101V100L103 99V100H105V98H106V96H107V98H106V100L105 101H107L108 100V95H107ZM5 95V94H4ZM6 95H5V97H6ZM17 94H15L14 95V98H13V100H11V102H9V104H11L10 106H14V104H16L15 106H14V108L16 107L17 109H19L21 106H25L24 107V109H22V107L20 108L21 110H23V113L25 112V111H27V110H25V109H28L29 110V108L31 109V108H34V107H38V105H40L39 107H38V109L41 107V106H43V104L44 103H46L47 101V103H48V105H49V100L47 99L46 100V102H44L45 101V99H43L44 98V96L41 98V95H39L40 97H38L39 99L41 98V100H42V104L41 103H39V101H38V99L35 97V95H33L34 96V98H33V96L30 98V99H33V100H36V101H38V103L36 102V101H31L30 99H29V101H30V103L31 102H33L32 104H34V102L36 103V106H35V104L31 107L30 105H32V104H30V103H28L29 101H27L26 102V104H30L29 106H26V104H25V102L24 101H26V100H23V99H20V101H22V103L20 102V105H19V108H18V99L15 97ZM25 96H28L29 97V95H26V93L24 94ZM47 95V94H46ZM49 95H52V94H49ZM74 95V96H73ZM103 95V94H102ZM151 95V94H150ZM25 96H24V98H25ZM78 96V97H79ZM88 96H91L90 98L91 99H89V97ZM99 96H96V97H98V98H100ZM165 96H166V93H165ZM168 96V97H169ZM28 97H27V100H28ZM46 97V96H45ZM48 97V96H47ZM68 97H66V98H64L65 99V101H62V99H61V102H62V104H60L61 102H59L58 101V98H57V101H58V103L56 102V103H54V105H56V106H59L58 108H56V109H58V111H60V110H62V111H66L68 108H71L72 106V103H73V101H71V100H75L76 101V97H74L73 99L71 98V100L68 98ZM114 97V96H113ZM113 97H112V99H113ZM131 97V96H130ZM137 97V96H136ZM144 97V96H143ZM150 97V96H149ZM149 97H148V99H149ZM17 100H16V99ZM19 98V97H18ZM21 98V97H20ZM55 98V99H56ZM141 98V97H140ZM146 98H147V96H146ZM179 98V97H178ZM183 98V97H182ZM14 99H15V102H14ZM66 99H68V100H70V102L67 100V102H66ZM78 99V98H77ZM97 99V98H96ZM95 99V100H96ZM111 99V98H110ZM131 99V98H130ZM144 99V98H143ZM142 99V101H144ZM162 99V98H161ZM44 100V101H43ZM87 100L84 102V103H86L87 104V106L89 105V102H87ZM137 100V99H136ZM136 100H134L133 102H135ZM177 100V99H176ZM183 100V99H182ZM74 101V103L76 104V102H78L79 103V99H78V101H76L75 102ZM80 101L82 102V99H80ZM44 102V103H43ZM63 102H66V103H68L67 105L66 104H63ZM97 102L98 103H103V101L102 102H100V100L98 101L97 100ZM108 102V101H107ZM110 102V101H109ZM111 102H113V101H111ZM111 102H110V104H111ZM132 102V103H133ZM137 102V101H136ZM135 102V103H136ZM138 102H139V100H138ZM145 102V101H144ZM143 102V103H144ZM157 102H158V100H157ZM164 102V101H163ZM167 102V101H166ZM177 102H178V100H177ZM196 102V99H192L191 101H190V103H195ZM70 103V104H69ZM77 103V104H78ZM83 103V102H82ZM93 103H95V102H93L92 101V104ZM140 103V102H139ZM143 103H142V105H143ZM154 103V102H153ZM13 104V105H12ZM21 104H23V105H21ZM59 104V105H58ZM76 104V105H77ZM86 104L84 105V104H82V105H79V107H77L76 108V105L74 106L73 105V107H72V109L74 108V109H77V112L79 111V113H80V115H82V116H80L81 118H83L84 117V112L83 111H85L88 107L86 106ZM91 104V105H92ZM95 104H97V103H95ZM104 104V103H103ZM134 104V103H133ZM170 104H171V102H170ZM178 104V103H177ZM60 105H61V107H62V105H64V107H62L63 109H66V110H63L62 108H60ZM66 105V106H65ZM69 105V106H68ZM90 105V106H91ZM112 105V104H111ZM138 105V104H137ZM145 105V104H144ZM45 106V105H44ZM44 106L43 107H41L40 109H41V114H42V111L44 110ZM47 106V105H46ZM50 107H51V105H49ZM78 106V105H77ZM81 106V107H80ZM82 106H84L85 107V110H84V107H82ZM101 106V104H99V107ZM108 106H110V105H108ZM107 106V107H108ZM128 106V105H127ZM134 106H135V104H134ZM146 106V105H145ZM155 106H156V102H155ZM167 106V105H166ZM169 106V105H168ZM5 107V106H4ZM29 107V108H28ZM48 107V106H47ZM87 107V108H86ZM97 107H98V104H97ZM98 107V108H99ZM111 107H113V106H111ZM139 107V106H138ZM183 107V106H182ZM13 108V109H14ZM15 108V109H16ZM55 108V107H54ZM60 108V109H59ZM81 108H83V109H81ZM92 108V107H91ZM91 108H89V110L91 111ZM103 108V107H102ZM106 107L104 106V108L103 109H105ZM113 108H115L116 109V107H113ZM148 108V107H147ZM167 108V107H166ZM169 108H170V106H169ZM9 109H11V108H9ZM16 110V113L18 112V115H20V113H21V116L22 117H24L23 119L25 120V121H23V119L20 121V122H22L23 121V126H24V124H26L25 122H27V124L26 125H28V122L30 123V119L29 118H27V117H29V114L31 113V115H32V113H33V115L31 116L30 115V117L32 118L33 116H34V118H32V119H34L35 120V118H36V116L34 115V113L36 112L34 109H32V111L28 114V111L25 113V114H23L22 113V111L21 110ZM43 109V110H42ZM50 108L48 107V110H47V108L45 107V111H43L44 113H47L48 114V112H50L51 111V109L49 110ZM56 109H54V111L56 110ZM99 109H101V107L99 108ZM107 109V110H106ZM105 110L107 111V112H109L108 111V109H110V108H106ZM114 109V112L117 110H115ZM135 109L136 110H138V109H140V108H138L137 109V106L135 107ZM155 109V108H154ZM80 110H83L82 112L84 113V114H81V112H80ZM89 110H88V112H89ZM94 110V109H93ZM96 110H97V108H96ZM119 110V109H118ZM117 110V111H118ZM164 110V109H163ZM21 111V112H20ZM30 111V110H29ZM34 111V112H33ZM37 111H40V110H37ZM57 111V112H58ZM62 111H60V112H62ZM100 111H102V109L100 110ZM104 111V110H103ZM102 111V112H103ZM112 111V110H111ZM116 111V112H117ZM145 111V110H144ZM56 112V111H55ZM57 112H56V114H57ZM59 112V113H60ZM88 112H86V113H88ZM92 112V111H91ZM90 112V113H91ZM97 113H92L91 115L92 116H95V119H99L98 121L100 122L101 121V119L104 121V117H105V120H106V116H104V117H102V116H100V118H96V114H97V116L98 115H100L101 113H99L98 111H96ZM107 112H104V113H107ZM114 112H111V113H114ZM142 112V111H141ZM39 112H38V114H40ZM43 113V114H44ZM51 113L52 112H50V114H48V115H51ZM58 113V114H59ZM66 113V112H65ZM90 113H88V114H90ZM110 113V114H111ZM132 113V112H131ZM153 113H155V112H153ZM161 113V112H160ZM159 113V114H160ZM184 113V112H183ZM26 114L28 115V116H26ZM41 114L39 115V116H41ZM47 114H45V115H47ZM53 114V113H52ZM68 114V113H67ZM127 114H128V112H127ZM126 114V115H127ZM150 114V113H149ZM148 114V115H149ZM175 114V113H174ZM24 115V116H23ZM36 115H37V112H36ZM44 115V116H45ZM73 115H74V113H73ZM103 115V114H102ZM105 115V114H104ZM117 115V114H116ZM125 115V114H124ZM152 115H154V114H152ZM183 115V114H182ZM44 116L42 117V118H44ZM66 116V115H65ZM68 116V115H67ZM75 116V115H74ZM86 118H87V120H89L88 118H91L92 116H90V115H87L86 114ZM88 116H90V117H88ZM118 116H120V115H118ZM156 116V115H155ZM167 116V115H166ZM0 117H3V116H0ZM107 117H109V115H107ZM111 117H112V115H111ZM116 117V116H115ZM123 117V116H122ZM129 117V116H128ZM4 118H5V116H4ZM25 118H27V119H25ZM39 118L40 117H38V120H39ZM58 118V117H57ZM75 118V117H74ZM85 118V119H86ZM94 118V117H93ZM171 118V117H170ZM2 118H0V120H1ZM48 119V118H47ZM49 119H52V118H49ZM48 119V120H49ZM94 119V120H95ZM107 119H109V120H111L110 118H107ZM158 119V118H157ZM3 120V119H2ZM27 120V121H26ZM30 120V121H29ZM36 120H37V118H36ZM33 121V122H37V121ZM53 120V119H52ZM76 120V119H75ZM81 120V119H80ZM83 120H84V118H83ZM82 120V122H84ZM86 120V121H87ZM91 120V119H90ZM114 120V119H113ZM113 120H111L112 122H116L115 120L113 121ZM167 120V119H166ZM92 121V120H91ZM91 121H88V123L90 124V122ZM98 121H95V122H98ZM108 121V120H107ZM106 121V122H107ZM110 121V123H112ZM129 121V120H128ZM149 121V120H148ZM147 121V122H148ZM157 121V120H156ZM20 122H19V124H20ZM31 123L32 125H34L35 123ZM43 122V121H42ZM61 122V121H60ZM74 122V121H73ZM94 122V121H93ZM92 122V123H93ZM94 122V123H95ZM109 122V121H108ZM1 123V122H0ZM4 123V125L5 126H7L8 127V125L10 126V123L8 124L7 122H3ZM2 123V124H3ZM8 125H7V124ZM40 123V122H39ZM44 123V122H43ZM87 123V122H86ZM86 123H85V125H86ZM87 123V125H89ZM93 123V124H94ZM110 123H105L106 125H108V124H110ZM160 123V122H159ZM158 123V124H159ZM168 123V122H167ZM2 124H0V126H2ZM31 124H29L30 125V127L29 128H32L31 126ZM41 124V123H40ZM45 124V123H44ZM52 124V123H51ZM64 124V123H63ZM76 124H77V121H76ZM101 124V123H100ZM100 124H98L97 126H95V127H98ZM103 124L104 123H102V126H99L98 128L101 130V131H99V134H101V132L103 131L102 129H104L105 130V132L103 133L102 132V134H106V131H109L108 130V128H111L110 126L108 127V128H103L104 126H103ZM104 124V125H105ZM123 124V123H122ZM157 124V125H158ZM4 125H3V127H0V129L2 128L3 130L4 129H6V127H4ZM11 125H13V124H11ZM25 125V126H26ZM42 125V124H41ZM57 125H59V124H57ZM69 125V124H68ZM83 125H84V123H83ZM82 125V126H83ZM90 125H92V124H90ZM89 125V126H90ZM96 125V124H95ZM114 125V124H113ZM113 125H111V126H113ZM149 125V124H148ZM166 125L167 124H165V127H166ZM25 126H24V129H26V133H27V130H28V127L27 128H25ZM35 126V125H34ZM33 126V127H34ZM43 126H46V125H43ZM42 126V127H43ZM49 126V125H48ZM115 126H116V123H115ZM115 126H113V127H115ZM120 126H123V125H120ZM154 126V125H153ZM156 126V125H155ZM10 127H12V126H10ZM21 128H20V130L22 131L23 130V127L22 126H20ZM37 128H38V130L39 129H41L42 127L39 125V126H36ZM41 127V128H40ZM51 127V126H50ZM60 127V126H59ZM75 127V126H74ZM79 127V126H78ZM81 127V126H80ZM87 127V126H86ZM85 127V128H86ZM100 127H102V129L100 128ZM159 127H161L160 125H159ZM73 128V127H72ZM97 128V129H98ZM123 128V127H122ZM121 128V129H122ZM129 128V127H128ZM147 128V127H146ZM150 127H148V129H149ZM156 128V127H155ZM163 128V127H162ZM162 128H161V130H162ZM55 129V128H54ZM58 129V128H57ZM79 129V131L82 129V127L81 128H78ZM91 129V128H90ZM94 129H96V128H94ZM98 129V130H99ZM120 128L119 127H117L116 128V130H117V132H115L116 130H115V128L113 129L114 130V134H117V133H121L120 135H123L122 133L124 132L125 133V131H123V132H120V130H119ZM157 129V128H156ZM7 130V129H6ZM8 130H11L10 128L8 129ZM29 130H31V129H29ZM28 130V131H29ZM42 130H45V128L44 129H42ZM46 130H47V128H46ZM91 130H93V129H91ZM119 130V131H118ZM122 130H125L124 128L122 129ZM158 130H159V128H158ZM160 130V131H161ZM1 131V130H0ZM12 131V130H11ZM50 131H52V130H50ZM78 131V132H79ZM86 131V130H85ZM97 130H93L92 132H94V134H95V132H96ZM128 131V130H127ZM4 132V131H3ZM16 134L18 135V132H19V130H18V128H16ZM24 132V133H25ZM38 132V131H37ZM37 132H36V135H37ZM40 132H41V130H40ZM60 132V131H59ZM72 132V131H71ZM74 132H76V131H74ZM82 132V131H81ZM90 132V131H89ZM98 132V131H97ZM110 132V131H109ZM111 132H112V130H111ZM139 132V131H138ZM158 132V131H157ZM2 133V132H1ZM4 133H6V132H4ZM7 133H9V132H7ZM13 133V132H12ZM21 133V132H20ZM33 133H35V131L33 132ZM48 133H49V131H48ZM73 133V132H72ZM113 133H111V134H113ZM155 133V132H154ZM10 134V133H9ZM16 134H14L15 135V138L14 139H12L11 141H8V140H10V137H9V139L8 138H6V139H8L7 141H6V139L4 138V141H6V143H4V141H2L1 140V136H0V143H2L1 145H3V143L4 144H7V145H5V147H3V148H1L0 149V169H1V167L4 169V171H5V169H7V171H8V169H13V171H11L10 173H12V172H14L15 171V175H16V173H17V170H18V168L15 166H13V165H17V163H18V165L19 166H21L20 164L23 162H21V154L22 153H24V152H27V151H30L32 148H33V146H34V144H33V142L34 141H32L31 140V138H26V141L24 142V144L21 146V148H19V150H15L16 148H17V141H18V137L20 136H16ZM22 134H23V131H22ZM43 134H45V133H43ZM57 134H61V133H58L57 132ZM77 133H75V135H76ZM87 134V133H86ZM86 134L85 135H83L84 137H86ZM94 134L92 133V135H93V139H95V141H96V144H97V139H99V138H101L102 137V134L101 135H97V133L95 134V135H97V136H99V138H97V136H95L94 137ZM156 134V133H155ZM4 135V134H3ZM7 135V134H6ZM11 135V134H10ZM34 135V134H33ZM66 135H69V133H66ZM73 135V134H72ZM72 135L69 137V138H71L72 137ZM78 135H80V134H78ZM91 135V134H90ZM109 135V134H108ZM118 135V134H117ZM119 135V136H120ZM127 135V134H126ZM135 135V134H134ZM152 135V134H151ZM5 136V135H4ZM63 136V135H62ZM61 136V137H62ZM74 136V135H73ZM101 136V137H100ZM111 136H113V135H110V139L112 138ZM119 136H117L116 138H118ZM155 136V135H154ZM21 137H22V135H21ZM36 137V136H35ZM55 137V136H54ZM75 137V136H74ZM78 137V136H77ZM87 137H89L90 138V136L88 135ZM86 137V138H87ZM114 138H115V135L113 136ZM127 136H125L124 137V139L126 138ZM135 137V136H134ZM38 138H39V136H38ZM81 138V137H80ZM79 138V139H80ZM97 138V139H96ZM58 139V138H57ZM60 139V138H59ZM66 139V138H65ZM77 140H79L78 138H76ZM92 139V138H91ZM102 139V138H101ZM104 139H106L105 137L103 138V140ZM113 139V138H112ZM133 139V138H132ZM153 140L155 139V137L154 138H152ZM25 140V139H24ZM67 140H68V138H67ZM86 140V139H85ZM117 140V139H116ZM121 142H122V137H121ZM127 140H129L128 138H127ZM161 140V139H160ZM2 141V142H1ZM20 141V140H19ZM65 141V140H64ZM90 141V140H89ZM93 141V140H92ZM92 141H91V144H92V146L93 147H95L96 148V145H95V142H93L92 143ZM40 142V141H39ZM68 142V141H67ZM107 142V141H106ZM128 142V141H127ZM131 142V141H130ZM20 143H21V141H20ZM36 143V142H35ZM50 143V142H49ZM54 143V142H53ZM59 143V142H58ZM87 143V142H86ZM108 143V142H107ZM107 143H106V145H107ZM111 143V142H110ZM109 143V144H110ZM148 143V142H147ZM38 144V143H37ZM41 144V143H40ZM44 144V143H43ZM68 144L73 148V150L74 151H76L75 149H76V142L74 143V141H72V140H70V142H68ZM82 144H84V143H82ZM90 144V145H91ZM113 144V143H112ZM114 144H115V142H114ZM117 144H118V141H117ZM121 143H119V145H120ZM132 144V143H131ZM0 145V146H1ZM78 145V144H77ZM95 145V146H94ZM104 145V144H103ZM111 145V144H110ZM119 145H116V148H117V146H119ZM233 145V144H232ZM44 146V145H43ZM59 146V145H58ZM86 147H87V145H85ZM113 146H115V145H113ZM122 146V144L119 146V147H121ZM123 146H126V145H123ZM49 147V146H48ZM57 147V146H56ZM107 147V146H106ZM118 147V148H119ZM128 147V146H127ZM165 147V146H164ZM234 147V146H233ZM44 148H45V146H44ZM43 148V149H44ZM77 148H78V146H77ZM97 148H98V146H97ZM145 148V147H144ZM37 149V148H36ZM41 151H42V148H39ZM79 149H80V146H79ZM88 149V147L86 148V150ZM105 149V148H104ZM103 149V150H104ZM111 149H113L112 148V146H111ZM119 149H121V148H119ZM129 149H131V148H129ZM142 149V148H141ZM166 149V148H165ZM62 150V149H61ZM86 150H82V152L84 153V154H86V155H88L89 156V158H90V156H91V152H93V151H95V154H96V150H94L93 149V151H86ZM100 150H101V148H100ZM122 150V149H121ZM126 150V149H125ZM124 150V151H125ZM127 150H128V148H127ZM133 149H131V151H132ZM135 150V149H134ZM138 150V149H137ZM237 149H235V151H234V155H239V153H237V151H236ZM39 151V150H38ZM59 151V150H58ZM104 151H106V150H104ZM114 151V150H113ZM109 152L110 154H108V155H106V156H103L102 154H100V155H102L101 157H97V158H93V160L95 161V163H97V165H96V167H94L93 168V170H90V171H82V174H79V178L81 177V178H87L88 179V177L87 176H90V175H94V176H96V177H98L99 178V181H96V185H95V188H94V192L95 193H92V195H91V199H90V202H89V206L90 207H92V206H95L96 205V207L97 206H99V209L98 210H101V212L105 209L106 210V208H110V209H115L114 211L115 212H113L112 213V216H108V215H104V217H103V215H101V214H98V216L97 217H99V222H102V223H104V222H112V221H122L123 219H124V215L123 216H121L122 214L120 213V212H123V210H124V208L126 207V204L128 203V201L126 202V200L125 201H122V200H120V196H122V199L123 198H125V199H128L129 197H131V196H128V195H126V197H123L124 195H118V192H119V190H118V192H117V194H116V196H114L113 194H111V192H110V190L111 189H113V188H109L110 187V185L112 186V184H114L113 183V179L115 180H117V179H119V180H121L120 178H126L125 176H128V174H129V177H130V174H132L131 172L130 173H128V174H123V177L121 176L120 177V175L119 176H117L116 175V177L117 178H113L112 179V177H110V175H111V173L113 174V172H116L115 171V169H116V167L119 165V164H121V161L123 160V159H121L122 157V154H123V152L122 153H120L121 155L119 156L116 152ZM57 151L56 150H54V149H50V153H49V155L51 156V157H55V156H58V154L56 153ZM101 152H103L102 150H101ZM118 152V151H117ZM119 152H120V150H119ZM129 152V151H128ZM161 152V151H160ZM38 153V152H37ZM36 153V154H37ZM99 153V152H98ZM108 153V152H107ZM125 153V152H124ZM131 153H133V152H131ZM137 153V152H136ZM143 153V152H142ZM151 153V152H150ZM25 154V153H24ZM28 154V153H27ZM41 154V153H40ZM62 154H64V153H62ZM82 154V153H81ZM104 154V153H103ZM160 154V153H159ZM48 155V156H49ZM93 155V154H92ZM98 155V154H97ZM128 155V154H127ZM134 155V154H133ZM37 156V155H36ZM44 156H47V155H45L44 154ZM174 156V155H173ZM21 157V158H20ZM79 157V156H78ZM121 157V158H120ZM29 158V157H28ZM59 158V157H58ZM63 158V157H62ZM113 158H115L116 159V161L115 162H111V164L109 163V161L111 160V159H113ZM124 158V157H123ZM132 158H133V156H132ZM236 158V157H235ZM27 159V158H26ZM33 159H34V157H33ZM41 160H42V158H40ZM134 159V158H133ZM132 159V160H133ZM153 159V158H152ZM151 159V160H152ZM171 159H173V157L171 158ZM237 159V158H236ZM23 160V159H22ZM86 160V159H85ZM125 160V159H124ZM139 160V159H138ZM138 160H137V162H138ZM74 161V160H73ZM112 161V160H111ZM153 161V160H152ZM151 161V162H152ZM62 162V161H61ZM88 162V161H87ZM123 162H125V161H123ZM127 162V164L129 163L128 161H126ZM125 162V163H126ZM130 162H131V160H130ZM134 162H136V161H134ZM35 163H36V160H35ZM58 163V162H57ZM37 164V163H36ZM77 164V163H76ZM94 164V163H93ZM135 164V163H134ZM133 164V165H134ZM154 164V163H153ZM166 164H168L169 165V162L168 163H166ZM27 165H29V163H26V164H24L22 167H25V166H27ZM31 165V164H30ZM86 165H87V163H86ZM88 165H90V164H88ZM87 165V166H88ZM139 165V164H138ZM147 165V164H146ZM170 165H171V160H170ZM169 165V166H170ZM234 165V164H233ZM32 166V165H31ZM122 166V165H121ZM124 166H125V164H124ZM60 167V166H59ZM75 167V166H74ZM84 167H86L85 165H84ZM118 167H120V166H118ZM140 167V166H139ZM138 167V168H139ZM218 167V166H217ZM28 168V167H27ZM91 168H92V166H91ZM126 168H127V166H126ZM126 168H124L125 170H126ZM131 168V167H130ZM137 168V169H138ZM152 168V167H151ZM220 168H222V170H224L223 169V167H220ZM20 169H21V167H20ZM60 169V168H59ZM84 169V168H83ZM132 169V168H131ZM61 170V169H60ZM74 170V169H73ZM86 170V169H85ZM117 170V172H118V170L120 171V169H116ZM128 170V169H127ZM164 170V169H163ZM165 170H167L168 171V179H169V177H173L172 176V174L174 173L173 171H174V169H172V167L170 166L169 168H165ZM221 169H220V171H222ZM44 171H47V169L45 168L44 169ZM134 171V170H133ZM132 171V172H133ZM140 171V170H139ZM143 171V170H142ZM148 171V170H147ZM6 172V171H5ZM21 172V171H20ZM28 172V171H27ZM75 172V171H74ZM79 172V171H78ZM224 173H223V175L226 173L225 172V170L223 171ZM22 173V172H21ZM20 173V174H21ZM72 173V172H71ZM121 173H122V171H121ZM137 173H139V172H137ZM220 173V172H219ZM218 173V174H219ZM1 174V173H0ZM19 174V175H20ZM26 174V173H25ZM58 174V173H57ZM140 174V173H139ZM221 174H222V172H221ZM227 174V173H226ZM252 174H253V172H252ZM18 175V174H17ZM18 175V176H19ZM71 175H73V174H71ZM125 175V176H124ZM133 175V174H132ZM164 175H165V172H164ZM2 176V175H1ZM6 176V175H5ZM12 176V175H11ZM21 176H22V174H21ZM31 176V175H30ZM58 176V175H57ZM139 176V175H138ZM16 177V176H15ZM14 177V178H15ZM72 177V176H71ZM132 177V176H131ZM130 177V178H131ZM249 177V176H248ZM251 177V176H250ZM254 177V176H253ZM7 178V177H6ZM92 178V177H91ZM133 178V177H132ZM139 178V177H138ZM152 178H154V177H152ZM4 180V178H0V180ZM8 179H9V177H8ZM19 178L17 177V180H18ZM20 179H22V178H20ZM27 179V178H26ZM51 179V178H50ZM54 179H56V178H54ZM64 179V178H63ZM72 179V178H71ZM155 179V178H154ZM167 179V180H168ZM172 179V178H171ZM189 179V178H188ZM36 180H37V178H36ZM89 180V179H88ZM117 181L118 182V184H123L124 185V182L122 183L121 181ZM128 180V179H127ZM132 180V179H131ZM153 180V179H152ZM163 180V179H162ZM166 180V181H167ZM251 180V179H250ZM6 181V180H5ZM5 181H3V182H5ZM13 181H14V179H13ZM16 181V180H15ZM76 181V180H75ZM74 180L73 181H71L70 183L72 184V182H75ZM84 181H85V179H84ZM94 181V180H93ZM134 181H136V180H134ZM138 181V180H137ZM136 181V182H137ZM2 182V181H1ZM22 182V181H21ZM35 182V181H34ZM78 182V181H77ZM80 182V181H79ZM98 182V183H97ZM171 182V181H170ZM182 182V181H181ZM9 183V182H8ZM17 183H19V182H17ZM43 182H40L39 180L36 182V186H37V188L36 189H33V188H31V189H25V190H16V189H14V190H16V192H14V193H12L13 195H14V197H9L7 200L8 201H4L3 202V199L1 198V201L3 202V204H2V207H0L1 209H0V264H45V263H47V262H51V264H53L52 262H53V260H51L50 258H47L46 256H44V251H43V248L42 249H39L40 247H41V245L43 244L42 243V241H41V239H40V241L38 240V241H35V242H31V230L30 229H32V222L34 221L35 222V220H39L40 219V217L42 218V210H41V207H43V205H44V203H43V205H42V203L40 202V199H39V197H40V195L42 194V192H43V190H44V184H42ZM70 183H67V184H70ZM76 183V182H75ZM84 183V182H83ZM86 183V182H85ZM127 183V182H126ZM128 183H131V181H129ZM163 183V182H162ZM1 184V183H0ZM10 184V183H9ZM33 184V183H32ZM77 184H79V183H77ZM132 184L134 185V183H133V180H132ZM141 184H143V183H141ZM145 184H146V182H145ZM8 185V184H7ZM16 185V184H15ZM47 185V184H46ZM115 185V184H114ZM123 185H121V187L123 186ZM129 185V184H128ZM131 185V184H130ZM130 185L128 186V187H130ZM138 185V184H137ZM162 185V184H161ZM167 185V184H166ZM174 185V184H173ZM172 185V186H173ZM17 186H19V184L17 185ZM22 186V185H21ZM81 186V185H80ZM91 186H93V185H91ZM132 186V185H131ZM177 186V185H176ZM2 187V186H1ZM46 187V186H45ZM55 187H56V185H55ZM65 187H66V185H65ZM120 187V186H119ZM135 188H137L136 187V184H135V186H134ZM165 187V186H164ZM60 188V187H59ZM84 188H85V185H84ZM88 188H90L89 186H88ZM92 188V187H91ZM115 188H116V186H115ZM122 188H124V186L122 187ZM126 188V187H125ZM62 189V188H61ZM64 189V188H63ZM74 189V188H73ZM82 189V188H81ZM118 189V188H117ZM128 190H129V192L131 193V191H133V190H130L129 188H127ZM149 189H151L150 187H149ZM157 189V188H156ZM159 189V188H158ZM168 189V188H167ZM172 189V188H171ZM171 189H168L169 190V192L171 191V192H173V189L171 190ZM225 189V188H224ZM12 190V189H11ZM52 190V189H51ZM57 190V189H56ZM70 190V189H69ZM125 190V189H124ZM136 190V189H135ZM82 191V190H81ZM85 191V190H84ZM113 191V190H112ZM123 191V190H122ZM126 191V190H125ZM137 191V190H136ZM166 191V190H165ZM164 191V192H165ZM2 192V191H1ZM8 192V191H7ZM88 192H89V190H88ZM129 192H127V193H129ZM134 192V191H133ZM132 192V193H133ZM153 192H156V191H153ZM163 192V193H164ZM176 192V191H175ZM67 193H68V191H67ZM76 193V192H75ZM80 193V192H79ZM81 193H83V192H81ZM90 193V192H89ZM121 193V192H120ZM135 193V192H134ZM71 194V193H70ZM77 194H78V190H77ZM84 194V193H83ZM121 194H124V193H121ZM125 194H126V192H125ZM166 194V193H165ZM164 194V195H165ZM172 194H174V193H172ZM3 195V194H2ZM10 195V194H9ZM64 195V194H63ZM76 195V194H75ZM113 195V196H112ZM117 195L119 196V199L117 198ZM136 195V194H135ZM163 195V196H164ZM167 195V194H166ZM11 196V195H10ZM62 196V195H61ZM80 196H81V194H80ZM87 196V195H86ZM128 196V197H127ZM132 196H134V195H132ZM139 196V195H138ZM63 197V196H62ZM66 197H68V196H66ZM72 197V196H71ZM83 197V196H82ZM81 197V198H82ZM140 197V196H139ZM138 197V198H139ZM160 197H162V196H160ZM159 197V198H160ZM168 197H171L170 195L168 196ZM167 197V198H168ZM176 197V196H175ZM185 197V196H184ZM69 198V197H68ZM86 199H87V197H85ZM134 198V197H133ZM156 198V197H155ZM162 198H164V197H162ZM186 198V197H185ZM62 199V198H61ZM79 199V198H78ZM142 199V198H141ZM154 199V198H153ZM152 199V200H153ZM166 199V198H165ZM6 200V199H5ZM53 200V199H52ZM64 200V199H63ZM62 200V201H63ZM83 200V199H82ZM130 200H131V198H130ZM135 200H136V198H135ZM170 200V199H169ZM187 200V199H186ZM59 201V200H58ZM61 201V202H62ZM140 201V200H139ZM148 201V200H147ZM134 202H136V201H134ZM143 202V201H142ZM163 202V201H162ZM66 203V202H65ZM68 203H69V199H68ZM132 204H134L133 202H131ZM154 203V202H153ZM156 203H157V201H156ZM160 202H158V204H159ZM174 203V202H173ZM132 204H130V206L132 205ZM141 205H142V203H140ZM145 205L147 204L146 202L144 203ZM151 204H152V202H151ZM155 204V203H154ZM162 204V203H161ZM163 204L165 205V203L163 202ZM161 205V206H164V205ZM200 204H201V202H200ZM200 204H198V205H200ZM53 205V204H52ZM77 205V204H76ZM82 205V204H81ZM128 205V204H127ZM145 205H143V206H145ZM157 205V204H156ZM155 205V206H156ZM160 205V204H159ZM201 205H203V204H201ZM54 206V205H53ZM53 206H52V208H53ZM60 206V205H59ZM73 206H74V204H73ZM86 206V205H85ZM142 206V207H143ZM160 206V207H161ZM166 206H167V203H166ZM168 206H169V208H171L172 207V205H171V207H170V205L168 204ZM175 205L173 204V207H172V209H174L175 208V211L177 210L176 209V207H174ZM75 207V206H74ZM73 207V208H74ZM87 208V212H89V210L90 211H92L91 210V208ZM179 207V206H178ZM177 207V208H178ZM194 208H195V206H193ZM197 207V206H196ZM198 207H200V206H198ZM59 208V207H58ZM132 209H133V206L131 207ZM135 208V207H134ZM155 208V207H154ZM166 208H168V207H166ZM193 208V209H194ZM43 209H45V208H43ZM56 209V208H55ZM78 209V208H77ZM89 209V210H88ZM96 209V208H95ZM148 209V208H147ZM153 209V208H152ZM192 209V210H193ZM202 209V208H201ZM50 210V209H49ZM70 210V209H69ZM68 210V211H69ZM74 210V209H73ZM122 210V211H121ZM129 210V209H128ZM128 210H126V211H128ZM144 210V209H143ZM160 210V209H159ZM166 210H169V209H166ZM192 210H191V212H192ZM67 211V212H68ZM94 211V210H93ZM92 211V212H93ZM130 212L131 211H133V210H129ZM164 211H165V209H164ZM173 211V210H172ZM194 211V210H193ZM197 211H198V209H197ZM58 212V211H57ZM82 212V211H81ZM118 212V213H117ZM125 212V211H124ZM137 212V211H136ZM147 212V211H146ZM156 212H157V210H156ZM160 212L162 213V211L160 210ZM167 212V211H166ZM183 212V211H182ZM189 212H190V210H189ZM188 212V213H189ZM203 212H204V210H203ZM51 213V212H50ZM49 213V214H50ZM60 213V212H59ZM69 213V212H68ZM76 213H77V211H76ZM97 213V212H96ZM96 213L94 212L93 214L94 215H96ZM100 213V212H99ZM106 213V212H105ZM117 213V214H116ZM126 213V212H125ZM143 213V212H142ZM165 213V212H164ZM172 212H170L169 213V217H170V214H171ZM174 213V212H173ZM177 213H178V211H177ZM199 213H200V215H199ZM74 214V213H73ZM72 214V215H73ZM85 214V213H84ZM83 214V215H84ZM87 214H89V213H87ZM121 214V215H120ZM151 214V213H150ZM155 214V213H154ZM163 214V213H162ZM191 214V213H190ZM204 214V213H203ZM203 214H201V212H197L196 213V211H195V213L194 214H192V216L190 217L189 215V218L187 217V219H185L186 221L183 223V225H184V227H185V230H186V232H187V234H190L191 235V237H196L198 240H196L197 241V244L199 243V246H200V248L198 247V251L199 252H197L198 254H200L199 256L201 257V258H204V259H206V261L208 260V258L209 257H215L216 255H215V252H213L212 251V249H211V246H208L206 243H204L205 242V240L207 241L208 239L206 238L205 239V234H207L208 233V230H209V228H212V225H211V220L210 221H208V219L206 218V215H204L205 217H202L203 216ZM69 215H70V213H69ZM69 215H68V217H69ZM77 215V214H76ZM82 215V214H81ZM82 215V216H83ZM128 215H129V213H128ZM138 215V214H137ZM143 215H144V213H143ZM151 215H153V214H151ZM156 215V214H155ZM168 215V214H167ZM71 216V215H70ZM75 216V215H74ZM82 216L80 217V222L78 221L77 223H79V224H77V225H79L80 227H81V220H83L82 219ZM178 216H180V215H178ZM77 217V216H76ZM90 217H91V215H90ZM90 217H89V220H92V219H90ZM94 219H96L94 216H92ZM127 217V216H126ZM139 217V216H138ZM141 217V216H140ZM152 217V216H151ZM168 217V216H167ZM208 217V216H207ZM44 218V217H43ZM72 218V217H71ZM84 218H88V216L86 217H84ZM129 218V217H128ZM128 218H125L127 221H128ZM144 218H145V216H144ZM153 218V217H152ZM151 218V219H152ZM75 219V218H74ZM73 219V220H74ZM124 219V220H125ZM132 219V218H131ZM137 219V218H136ZM150 220V217L148 216L147 217V220ZM154 219V218H153ZM55 220V219H54ZM68 220V219H67ZM70 220V219H69ZM89 220H87L86 219V221H88L89 222ZM133 220V219H132ZM131 220V221H132ZM146 220V221H147ZM149 220L147 221V223L149 222ZM155 220V219H154ZM84 221V222H83ZM82 222H83V224L86 222L85 221V219L83 220ZM94 221H96V220H94ZM126 221V223H128V222H130V221H128L127 222ZM151 221V220H150ZM76 222V221H75ZM91 222V221H90ZM89 222V223H90ZM125 222V221H124ZM139 222V221H138ZM153 222V221H152ZM211 222V223H210ZM81 223V224H80ZM133 223V222H132ZM142 223H143V221H142ZM141 222H140V224H142ZM150 223V222H149ZM148 223V224H149ZM34 224V223H33ZM48 224V223H47ZM56 224V223H55ZM76 224L74 225V226H71V229H73L72 227H75L76 228ZM82 224V227H84L85 225H83ZM95 224H96V222H95ZM120 224H123V222H121ZM213 224V223H212ZM71 225V224H70ZM105 225V224H104ZM114 225H116V224H114ZM173 225V224H172ZM35 226V229H36V224L34 225ZM88 226V225H87ZM96 226V225H95ZM94 226V227H95ZM110 226H112V225H110ZM110 226H109V228H110ZM121 226V225H120ZM119 226V227H120ZM123 226V225H122ZM136 226H138V225H136ZM155 226H156V224H155ZM81 227V228H82ZM89 227V226H88ZM90 227H92V226H90ZM90 227H89V229H90ZM108 227V226H107ZM115 228V231H114V233L116 232V230H117V227H118V225H117V227L116 226H114ZM147 227H149V226H147ZM152 227V226H151ZM174 227V226H173ZM49 228V227H48ZM55 228V227H54ZM68 228V227H67ZM108 228V229H109ZM79 229V228H78ZM82 229H85V228H82ZM82 229L80 230V231H82ZM88 229V230H89ZM120 229V228H119ZM118 229V230H119ZM129 229V228H128ZM131 229V228H130ZM146 229V228H145ZM150 229V228H149ZM153 229V228H152ZM152 229H151V231H152ZM52 230V229H51ZM126 230V229H125ZM182 230V229H181ZM56 231V230H55ZM60 231H62V230H60ZM75 231V230H74ZM79 231V230H78ZM120 231V230H119ZM147 231V230H146ZM149 231V230H148ZM106 232H108V231H106ZM128 232V231H127ZM141 232H142V230H141ZM144 232V231H143ZM75 234H76V232H74ZM78 233H80V232H78ZM83 233H85V232H83ZM92 233V232H91ZM94 233V232H93ZM100 233V232H99ZM105 233V232H104ZM104 233H102V235H104ZM116 233H118V232H116ZM120 233H121V231H120ZM119 233V234H120ZM126 233V232H125ZM130 233H131V231H130ZM169 233V232H168ZM50 234V233H49ZM53 234V233H52ZM65 234V233H64ZM73 234V233H72ZM70 235V237L71 236H73V235ZM105 234H107V233H105ZM109 234V233H108ZM140 234V233H139ZM143 234V233H142ZM57 235V234H56ZM81 235V234H80ZM79 235V236H80ZM100 235V238H98V239H101V233L99 234ZM114 235V234H113ZM35 236H37V235H35ZM38 236H40V234L38 235ZM42 236V235H41ZM50 236H52V235H50ZM75 236V235H74ZM77 236V235H76ZM82 236V235H81ZM115 236V235H114ZM128 236V235H127ZM138 236V235H137ZM164 236V235H163ZM171 236V235H170ZM188 236V235H187ZM55 237V236H54ZM104 237H105V235H104ZM128 237H131V235L130 236H128ZM144 237V236H143ZM172 237V236H171ZM188 237H190V236H188ZM190 237V238H191ZM50 238V237H49ZM58 238V237H57ZM79 238V237H78ZM81 239L83 238V236L82 237H80ZM88 238V237H87ZM140 238V237H139ZM142 238V237H141ZM145 238V237H144ZM169 238V237H168ZM178 238H180V237H178ZM187 238V237H186ZM37 239V238H36ZM65 239H67V238H65ZM70 239V238H69ZM105 239V238H104ZM109 239V238H108ZM128 239V238H127ZM167 238H165V240H166ZM194 240H195V238H193ZM205 239V240H204ZM35 240V239H34ZM59 240V239H58ZM73 240V242H74V240L75 239H72ZM80 239H77V237H76V244H75V246H76V248H77V246H79V247H81L82 245V243L83 242H81V240L79 241ZM83 241H84V239H82ZM88 240H89V238H88ZM87 240V241H88ZM95 240V239H94ZM140 240H143V238L142 239H140ZM187 240H188V238H187ZM45 241V240H44ZM48 241V240H47ZM86 241V242H87ZM102 241H104V240H101V242ZM106 241V240H105ZM136 241V240H135ZM134 241V242H135ZM139 241V239H137V242ZM188 241H190V240H188ZM125 242V241H124ZM127 242H128V240H127ZM126 242V243H127ZM161 242V241H160ZM178 242V241H177ZM191 242V241H190ZM194 242V241H193ZM208 242V241H207ZM39 244V248L37 249V246H38V244ZM49 243V242H48ZM72 243V242H71ZM129 243V242H128ZM139 243V242H138ZM142 243V242H141ZM159 243V242H158ZM164 243H165V245H164ZM163 243V248H162V251L164 252V253H162V251H160V250H158V252L160 251L162 254H165V253H167L166 251V241ZM182 243H183V241H182ZM186 243V242H185ZM70 244V243H69ZM69 244H63L64 246V248H65V250H63V251H60L64 256H62V254H61V256H59L60 257V259H62V257H64V258H66L67 259V256H68V258H70L69 257V252L70 251H72V250H70L69 249V247L72 245V244H70V246H69ZM85 244V243H84ZM88 244V243H87ZM87 244H85L86 246H87ZM93 244V243H92ZM193 244V243H192ZM196 244V245H197ZM209 244V243H208ZM48 245V244H47ZM59 245H60V243H59ZM99 245V242H97L94 246H95V251H93L92 252V249H91V252L94 254V252L96 253V251H98L97 249H98V247L100 246H98ZM128 246H129V244H127ZM141 245V244H140ZM143 245V244H142ZM141 245V246H142ZM184 245V244H183ZM211 245V244H210ZM91 245H89V247H90ZM111 246V247H110ZM110 250L112 251V250H119L120 252H122L123 251V247L118 243L117 245L115 244V243H112V244H110ZM137 246V245H136ZM181 246V245H180ZM53 247H54V244H53ZM63 247H61V248H63ZM102 247V246H101ZM100 247V248H101ZM106 247V244L104 245V247L103 248H105ZM109 247H107L108 249H109ZM169 247V246H168ZM167 247V248H168ZM47 248V247H46ZM63 248V249H64ZM74 248V247H73ZM99 248V249H100ZM106 248V249H107ZM67 249H68V251H67ZM78 249V248H77ZM87 249V248H86ZM145 250L143 251V252H145L144 253V257L145 258H147L146 256H148V254H149V249H150V245H147V246H145V248H144ZM164 249V250H163ZM170 249V253H171V247L169 248ZM181 249V248H180ZM197 249V248H196ZM61 250V249H60ZM74 250V249H73ZM114 250V251H115ZM187 250V249H186ZM190 250V249H189ZM55 251V250H54ZM82 251V250H81ZM87 251V250H86ZM90 251V250H89ZM86 252L84 255L87 257L91 252ZM100 251V250H99ZM169 251V250H168ZM184 251V250H183ZM47 252V251H46ZM68 252V253H67ZM76 252V251H75ZM119 252V253H120ZM160 252H159V254H160ZM72 253H73V251H72ZM84 253V252H83ZM82 253V254H83ZM100 252H98V254H99ZM109 253V252H108ZM115 253H117L118 254V252L116 251V252H114V255H115ZM125 253V252H124ZM137 253V252H136ZM49 254V253H48ZM51 254V253H50ZM55 254H57V252L55 253ZM102 254V253H101ZM127 254H128V251H127ZM132 254V253H131ZM140 254V253H139ZM158 254V253H157ZM168 254V253H167ZM53 255V254H52ZM59 254H57V256H58ZM67 255V256H66ZM97 255V254H96ZM120 255V254H119ZM118 255V257H123V255H120L119 256ZM141 255V254H140ZM139 255V256H140ZM142 255H143V253H142ZM184 255V254H183ZM55 256V255H54ZM57 256H56V259H57ZM72 256V255H71ZM161 256V255H160ZM164 256V260H165V255H163ZM162 256V257H163ZM168 256H169V254H168ZM167 256V257H168ZM182 256V255H181ZM219 256V255H218ZM50 257V256H49ZM104 257H106V258H104ZM102 256V255H97V264L99 263V264H107V261H108V257L109 256H107V254H105V256ZM113 257V256H112ZM117 257V256H116ZM133 257V256H132ZM169 257H171V256H169ZM74 258V257H73ZM75 258H77V256L75 257ZM83 258V257H82ZM114 258V257H113ZM149 258V257H148ZM183 258H185V257H183ZM199 258V257H198ZM109 259H110V257H109ZM118 259V258H117ZM120 259V258H119ZM132 259V258H131ZM162 259V258H161ZM167 260H168V258H166ZM173 259H175V258H173ZM180 259V258H179ZM182 259V258H181ZM191 259V258H190ZM221 259L225 262V263H227V264H239V260H240V258L236 255V253L234 254V253H223L222 255H221ZM81 260V259H80ZM104 260H107L106 262L104 261ZM134 260V259H133ZM140 260V259H139ZM147 261H144L143 263L144 264H149V262H148V259H146ZM76 261H77V259H76ZM84 262H80L79 263V261L76 263V264H89V262H87V260L85 261V260H83ZM94 261V260H93ZM112 261V260H111ZM111 261H109V264L110 263H112V264H114L113 263V261L111 262ZM131 261V260H130ZM162 261V260H161ZM171 261H173V260H171ZM55 262V261H54ZM57 262V261H56ZM64 263L63 264H71V260H70V262H68V261H66L65 259H64V261H63ZM125 262H127V261H125ZM125 262H124V264H125ZM142 262V261H141ZM156 262V261H155ZM170 262V261H169ZM174 262V261H173ZM188 262V261H187ZM59 263V262H58ZM130 263V262H129ZM159 263V262H158ZM162 263V262H161ZM164 263H166V261L164 262ZM164 263H162V264H164ZM170 263H172V262H170ZM169 263V264H170ZM184 264H186L185 262H183ZM196 263V262H195ZM57 264V263H56ZM142 264V263H141ZM166 264H168V263H166ZM189 264V263H188Z\"/></svg>", "mask_w": 264, "mask_h": 264}, {"label": "crops", "instance_id": "obj_3", "mask_svg": "<svg viewBox=\"0 0 264 264\" xmlns=\"http://www.w3.org/2000/svg\"><path fill=\"white\" fill-rule=\"evenodd\" d=\"M239 65L245 67V71L256 82L260 80L261 86L264 87V57L254 55L242 56L238 54ZM258 83V82H257ZM264 131V127H263ZM259 146L264 147V137L256 142ZM258 179L264 180V175L258 176ZM258 190V208L260 214L246 218L244 223L235 229L237 243L239 244L238 254L241 264H264V185Z\"/></svg>", "mask_w": 264, "mask_h": 264}]
</instances>
